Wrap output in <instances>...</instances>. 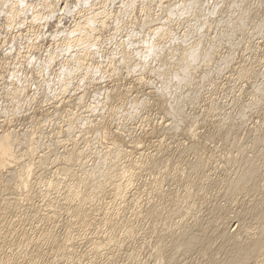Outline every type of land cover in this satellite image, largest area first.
<instances>
[{"label":"rangeland","instance_id":"obj_1","mask_svg":"<svg viewBox=\"0 0 264 264\" xmlns=\"http://www.w3.org/2000/svg\"><path fill=\"white\" fill-rule=\"evenodd\" d=\"M32 1L33 2L31 4H29V5L25 4V6L21 7L24 10L20 12V14L22 13L21 15H18V17H16L17 21L14 22L15 24L14 23L10 24L11 25L10 27L8 25L1 27L2 30L4 29L3 31L0 28V45L3 43L1 45L3 47L0 46L1 47L0 48V79H2V80H0V88H1L0 89V114L2 115V116L0 115V135L9 134V132L10 133L11 132L18 133V135L21 134L19 136H22V137L26 136L25 138H27V140H29V142H31V143H29L28 141H26V142H24L26 144H22V146L18 144L19 146L17 145V149H15L16 148L15 147L14 148L15 151L13 150L15 156H18V157H16V159L13 158V161L11 163H8L9 164V165H7L8 167L6 166L4 168L5 170L3 169V170H1V172L3 174H5V173L7 174L10 171L9 167H11V170L18 168L19 163L25 162L26 159H27L26 161H30L31 158L33 157L35 160L32 159L30 164H33V163L38 164L39 167L37 165H36L37 166L36 167L34 164H33L34 166L31 165V168L33 167L32 170L34 173L31 176L33 178H35V179H33L32 177H30V179H29L31 181V182L29 181L31 187L33 185V188H34L35 185L37 184L36 187L38 190V187L40 186L39 179L42 178V180H44V179L48 180V178H49L48 176H50V177L56 176L58 179H60L62 176L61 181L65 177V179L63 180V181H65L64 183H66V181L67 182L69 181L66 184H69V183L74 184L77 182V184H79L81 186V189L86 190V188H88V187H85L86 185H84L85 180H82V183H81V182H79V181H81L80 178L84 177L86 173H87L86 176H88L90 173L93 174L92 172L96 170L95 167L96 168L100 167V171H101V169L104 166V168L102 169L103 171H101V173L104 172V170L105 171H109L110 169L115 170L117 167L120 169V168H122V166H124L125 169H127L128 167L132 168V166H133L134 171L137 170L136 172H134L135 177L132 178V180L135 179V180H133L134 182L131 181L133 183L132 186L135 187L136 189L130 188L132 191L136 190L137 192L135 191L133 193L129 189V187H132L130 185L131 183L128 185L127 191L130 192L134 198H137V200L140 199V200H138V202L140 201L139 203L141 204V205L139 204L140 208L135 209V212L129 206H127L126 208H123V206H122V209H121L120 204L118 205V203L120 202L118 200H120V199L115 198L117 195H113L114 193L111 192L112 190L110 189L111 186H112L111 188H113V185H110L109 187L107 186V189L108 188L109 189L105 190V192L107 191L109 193H105V192L103 193V194H105L106 197L107 196L108 197L106 198V200L104 199L105 205L102 204V209H101V210H103L104 208L108 209L107 211H110L111 208L113 209V211L116 209V210L120 211V214H122L124 212L122 214V216L125 215V217H126V214H127L126 219L127 218L129 219V217H130L133 219L132 223L137 224L135 226V227H138V229L135 228V233L136 232L137 233L136 234L134 233L133 236H131L128 239H127V237L124 236V233H121V235H122L121 237L123 238V240H125L122 243V245L124 247L123 246H122L123 248L120 247L119 250L111 249L109 251L110 254H105L104 256L101 255L102 257H100V256H94V254L91 255V253H89L90 248L92 247V244L86 238V236H88V238H89V236L92 235L91 231H93L95 227H91V228H89L91 230L87 229L86 231H82L81 229H77L75 231V233L77 234L76 238L72 240L74 242L73 246L71 247V249L73 248L72 249L73 250V252H72L73 257H72V255L70 256V257L74 258L75 264H81V263L87 264V262L89 264H92V263L93 264H149V263L150 264H159V261H157V258H156V255H157L156 250H154V249L158 248V246H156V245L159 244V243H157L159 241V239L156 237L158 233H165L164 238L173 237V235L176 233L175 234V240L171 243V244H173L172 248L175 247L176 250L173 251V249H170V248L166 249V250L164 249L165 251L163 250L164 252L162 251L160 254L164 256V258L167 262L164 260L162 262V264H168V262L170 264L171 262L169 260L173 261L172 262L173 264H201V263L207 264L210 259L211 260L209 263H211V261H212V263L214 264V262H213L214 258H215V263H216L219 259L222 260V258H224L227 253H230L232 251V249H229V248H231L229 244L232 245V243H229L228 244L229 246H227L226 241H229V242H232L234 240L246 241L250 237H259V238L263 239L264 238V215L260 214L257 216L256 212H258V213L260 211L264 212V0H261V1L260 0H248L249 2L247 0H237L236 2H235V0H207V1L206 0H185V1L184 0H162V1L161 0H158V1L157 0H145V1L143 0V2H141L142 0H137V1L136 0H122V1L121 0H110L111 2L109 0H106V1L105 0L104 1L95 0L97 4L95 3L94 0H91L94 3V9H96V10H94V13H92L93 12L92 10H90V12L86 10V12L84 11V14L86 13V16L89 13L94 14V17H95V16H98L97 12L101 11L100 12L101 17L98 16L95 18L105 19L107 17L108 20H107V18H106V20L108 21V23H107L106 27H104L106 29H102L103 27L96 26V28L99 27L98 28L99 30L95 28V30H93L90 33V35H89V33H86L85 31H83L84 34H83V32L79 31L80 35L82 34L81 35L82 37L87 36L86 38L88 40L85 38L87 40V42H86V40L84 39L87 44L86 43L83 44V42H84V40H83V42H80L81 45H80V43L78 44L79 46L76 45L77 48H76V46H74L75 50L77 49L76 51L74 50V48H72L73 46L70 47L71 49L69 48V46L68 47H65V45L61 46V40H62V37L64 36L63 33L66 32V31L64 32L65 29L64 30L60 29L61 31H59V32L57 31L58 33L56 32V30L52 31L55 29V26H53V24H56V22L58 21L56 19L58 14L56 15L54 13L51 15L52 17L50 18V16L48 15L49 14L48 9H46V10L43 9L44 7L38 2V0H32ZM108 1H109V3H108ZM114 1H116L115 4L111 5L114 3ZM186 1H188V2H186ZM74 2L75 1L72 0V1H70V4H72V6L76 5V2L75 3ZM98 2H100V3H98ZM122 2H124V3L122 4ZM184 2H186V3L184 4ZM190 2L193 3V6ZM206 2H208V3L206 4ZM215 2H217V3L215 4ZM103 3L105 5L107 4L106 7H105V5H103ZM155 3H156V5H155ZM99 4H102V5L99 6ZM128 4L131 5V8ZM132 4H134V5H132ZM145 4H147V5H145ZM177 4L181 5V6H178ZM183 4H184V6H183ZM188 4H191V5H188ZM209 4H210V6H209ZM234 4L236 5V7ZM237 4H239V5H237ZM37 5H39V6H37ZM186 5H188L189 9L187 8ZM195 5H198V6L196 7ZM207 5L209 7H207ZM246 5L250 6V7H247ZM28 6H29V8H28ZM113 6H115V7L117 6L116 7L117 9ZM118 6L120 8L123 7V8H121L122 10H120V8H119L121 13L118 10ZM137 6H138V8L135 9ZM213 6H214L215 10H217L218 12L215 11L214 8H212ZM245 6L247 9H245ZM40 7L42 8V10L44 12V13L43 12L42 13L44 15L46 14V11L47 10L48 11H47V14L45 15V18H42L43 20L39 19L36 21L37 24L41 20H42L41 22L43 23V25H42V23L40 22L37 25V28L38 27H42V28L44 27L46 30H44V28H43L42 31L39 32L40 30L36 29V31L38 30L36 33L38 35H36V34H34L36 31L31 32L29 30V24L28 23L31 21V16L34 15V11L36 12L37 10H41ZM102 7H105L106 10ZM109 7H112V8H109ZM126 7H128L127 11H126ZM175 7L177 9H175ZM221 7H223L224 12H223V10L221 11V9H222ZM113 8L115 9V11ZM228 8H230V9H228ZM249 8H251V9L249 10ZM173 9H175L176 12H179V14L174 13L175 11ZM193 9H195L196 11ZM258 9H260V10H258ZM72 10H73V11H71L72 13L68 12L66 14H63V17H62L63 20L61 21V24L63 26H66V27L69 26L70 24L73 23V21L76 20V18L78 20L82 16L79 13L78 14L80 17L77 16V10H78L77 8H74ZM116 10H118V11H116ZM134 10H136V11H134ZM145 10H146V12H145ZM154 10H156V11H154ZM167 10H168V12H166ZM169 10L173 11V12L170 13ZM186 10H187V12L184 14V11H186ZM239 10L241 12H239ZM245 10H247V11H245ZM75 11H76V14L74 13ZM95 11L97 13L96 15H95ZM243 11L245 14L244 13L242 14ZM248 11H251V12H248ZM102 12L107 13L108 16H106V14L102 13ZM122 12H123V14H122ZM127 12H128V14H125ZM69 13H71V14H69ZM73 13L75 15L74 17L72 16ZM135 13L137 16L134 15ZM215 14H216V16H215ZM47 15L49 16L48 19H47V17H48ZM54 15H56V16L54 17ZM111 15H113V16L109 17ZM124 15H125V19H123ZM154 15H157L158 17L154 16ZM245 15H246V17H245ZM19 16H21V17H19ZM28 16H30V17H28ZM179 16H180V20H179ZM241 16H242V18H241ZM182 17H183V19H182ZM110 18H112V19H110ZM128 18H130V20ZM199 18H201V19H199ZM239 18H241L242 20ZM246 18H247V20H246ZM169 19H170V21H169ZM193 19H195V20H193ZM205 19H206V21H205ZM243 19H245V20H243ZM47 20H49L51 24ZM109 20L111 21V24L109 23L110 22ZM133 20L136 22V24ZM137 20H139V21H137ZM203 20H204V22H203ZM221 20H222V22H221ZM145 21H147L148 23ZM188 21L190 23L193 22V24H190ZM214 21H216V22H214ZM46 22H48V23H46ZM117 22H119V24ZM166 23L168 26L166 25ZM178 23L180 25H178ZM45 24L46 25L50 24V26L46 27ZM114 24H115V26H114ZM116 24H118L117 25L118 27H116ZM134 24H135V27L133 28ZM139 24H140V26H139ZM170 24H171V26H170ZM194 24H196L197 26L196 25L194 26ZM212 24L214 27L210 26ZM128 25H129V27H128ZM136 25H138V26H136ZM207 25H209V26H207ZM19 26L20 27L23 26V27L20 28ZM51 26H53V27H51ZM8 27L10 28V30H8ZM162 27H164V28H162ZM178 27H180V28H178ZM47 28H49V29H47ZM175 28H177L178 31H177V29L175 30ZM213 28H214V30H213ZM223 28H224V30H223ZM23 29H25V30H23ZM137 29H138V31H137ZM170 29H171V31H170ZM194 29H197V31ZM135 30H136V32H135ZM141 30H142V32H141ZM191 30H193V31H191ZM9 31H10V33H8ZM11 31H13V32H11ZM20 31H21V33H20ZM99 31L101 34L99 33ZM148 31L151 33H149ZM164 31H165L166 35L164 34ZM195 31L197 33L199 31L200 32L197 34V33H195ZM17 32H18V34H17ZM52 32H54V33L51 34ZM129 32H130V34H129ZM202 32H204V33L202 34ZM23 33H24V36H23ZM47 33L51 36V38ZM61 33H62V35H61ZM153 33L156 35H154ZM162 33H163V35H162ZM169 33H171V34H169ZM16 34H17V36H16ZM188 34H190V36ZM200 34L203 36H201ZM5 35H7V36H5ZM8 35H10V36H8ZM55 35H56V37H55ZM78 35H74V37L78 36ZM80 35L78 37H80ZM103 35H105V37ZM184 35L187 37H185ZM193 35H194V37H193ZM95 36H96V38L98 36V38L97 39L94 38ZM78 37H75V38H78ZM99 37H101V38H99ZM144 37H145V39L147 38L146 40L149 43L147 41H145ZM204 37H206V38L204 39ZM137 38H139V39H137ZM151 38H155V40L152 39L153 42H150L152 40H148V39H151ZM171 38H174L173 41L175 40L174 41L175 43L172 41ZM3 39H4V41H3ZM56 39H58V40H56ZM93 39H95L96 43L94 42ZM140 39H142L143 41H141ZM36 40L39 42V44L36 42ZM40 40H41V42H40ZM1 41H2V43H1ZM54 41L57 42L58 44L54 43ZM90 41H92V42H90ZM106 41L108 42V44ZM137 41H139V42L141 41V42L139 43ZM170 41H171V44L169 43ZM198 41H199V45H198V43H197V45L199 46L198 48H200L202 55L199 56L198 61L193 64V65L197 64L199 66H197V65L193 66L194 68L192 67L189 70V72H190L189 79H185V80H183V82L181 81L180 83L176 82L177 84L173 83L174 85H168L167 86L166 84H164V83H166L165 82L166 80L163 78H166V76L171 77V76L175 75L176 73H182L181 69H182V66L184 64H182L183 63V61H182L183 55H181V54H184L187 51L189 53V50H188L189 48L187 47L188 44H190L189 45V47H190L191 45H194ZM31 42L32 43L34 42V43L32 44ZM93 42H94V44H93L94 46H92ZM99 42H101V44ZM160 42L165 44V45L164 46L161 45ZM203 42H205V43H203ZM89 43H91V44H89ZM120 43H122V45ZM150 43H151V45H150ZM153 43L158 45L157 49L161 50L163 48V50H161L160 52H158V54H156L154 56L153 55H147L146 56L147 51L144 52L143 50H148L147 49V48H149L148 46L154 45ZM172 43H174V45ZM37 44H38V46H37ZM85 44H86V47L84 46ZM157 45H154L155 48L157 47ZM159 45H161V47ZM166 45L168 46V49H167ZM195 45L193 47H195ZM200 45H201V47H200ZM204 45H206V46H204ZM8 46H9V48H7ZM90 46L95 48V49L91 48ZM170 46H172V49H173V46L175 49H178L179 50L178 54H180L182 52L180 54L182 57L180 58V57H177V55H175V56L172 55L171 52L174 49L169 50ZM179 46H180V48H179ZM203 46H204V48H203ZM62 47H65L66 50L68 49L67 50L68 52H66L65 49H63L64 52L62 50H60V49H62ZM84 47L86 48V52H85ZM89 47H90V50L88 49ZM137 47L139 49H137ZM142 47H143V49H142ZM2 48H4V49H2ZM10 48H11V50H10ZM28 48H29V50H28L29 52H26ZM37 48H38V50H37ZM181 48L186 49L187 51L185 52V50H182ZM17 49H18V51L19 50L21 51L22 55L23 54L24 55L22 56L20 54V51L18 52ZM33 49H35V51ZM55 49L56 50L59 49L60 52L55 51ZM87 49H88V51H87ZM123 49H124V51H123ZM83 50L86 54H84ZM121 50H122V52H121ZM205 50H208V51H205ZM2 51H4V52H2ZM69 51L70 52L72 51V52L70 53ZM89 51H91V52H89ZM142 51H143V53H141V54H144L145 56L140 54V52H142ZM31 52H32V54H31ZM36 52L37 53L39 52V54H37ZM54 52H56V53L58 52V53L54 54ZM65 52L67 54L70 53V55L73 53V56L72 55L66 56ZM81 52H83V53L81 55L82 58H81L80 62H83V63H81V64L79 63V65L80 66L82 65L83 67L85 66L86 68L81 67V69H79V70H77V69L71 70L72 72L70 71V74L71 73L73 74L74 70L76 71L77 74L75 72H74L75 75L71 74L72 79H70V77L68 78L67 74H69V72H67V71H69L71 68L74 67V65L77 64L76 58H75V53L81 54ZM93 52H94V54H93ZM204 52L205 53L207 52V53L205 55H203ZM29 53L31 54V56H29ZM59 53H61V55ZM63 53H65L64 56H63ZM122 53H123V55H122ZM132 53H134L133 55L135 57H133V55H131ZM163 53L166 54V56L163 55ZM18 54H20L21 56ZM87 54H90V55H87ZM169 54L171 55V57L169 56ZM25 55H27V56H25ZM186 55H187V53L185 54V56ZM28 56H29V58H28ZM32 56L35 57L36 60H33L34 58ZM38 56L39 57L41 56L40 57L41 59ZM89 56L92 58H90ZM109 56H110V60H109ZM111 56H113L112 57L113 60H111ZM17 57H19V58H17ZM37 57L39 60L37 59ZM55 57L59 58V59L57 60ZM67 57H69V58H67ZM70 57H72V58L70 59ZM158 57H160V58H158ZM66 58L68 60H66ZM128 58H129V60H128ZM139 58H140V60H139ZM151 58H153V59L151 60ZM172 58H173V60H172ZM26 59L28 62L26 61ZM60 59H62V60H60ZM69 59L71 60V62ZM85 59L87 61L89 60L88 62H91V60H92V62L89 63L90 66L87 65L88 64L87 61H86V63L84 62ZM147 59H149V60H147ZM6 60H9V61H6ZM50 60H52V62ZM54 60H57V62L56 61L53 62ZM135 60L136 61L138 60V61L136 62ZM156 60H158V61H156ZM176 60H178V61H176ZM24 61H26L25 64H24ZM58 61L62 62L60 64L64 63L68 66L66 68V70H65L66 65H64V66L60 65ZM153 61H155V62H153ZM8 62H9V64H8ZM32 62H34V63H32ZM84 63L87 66L84 65ZM98 63H100L99 65L101 67L98 65ZM108 63H109V65H107ZM110 63H114V64H110ZM118 63H120V64H118ZM162 63H163V65H162ZM117 64H118V66H121V67H118ZM179 64H180V66L181 65L182 66L180 67ZM72 65H73V67H72ZM79 65H77V66L80 68ZM97 65L99 67H97ZM94 66H96V67L93 68ZM107 66H108V68H107ZM78 67L75 66V68H78ZM90 67H92V68H90ZM60 68L61 69L64 68L63 69L64 71H62ZM100 68H101V70H100ZM42 69H43V72H41ZM89 69L90 70L93 69V70L90 71ZM110 69H113V73H112V70H111V72L108 71ZM120 69L122 70V72ZM160 69H162V70H160ZM193 69H196V70L194 71ZM57 70H59V72ZM83 70H85V71H83ZM102 70H105V71L103 72ZM86 71L88 72V75H87ZM93 71H95L94 72L95 75L91 76L90 74H92ZM107 71H108V73H110L112 75L108 74ZM165 71H167V72H165ZM60 72H61V74H60ZM63 72H64V74H66V72H67L66 78H65V76H61ZM97 72L98 73L103 72V74H105L104 77L101 78V76H103V74L101 75V73H100V76L97 77V75H96ZM166 73L167 74L170 73V74L167 75ZM14 74H15V77L11 78ZM55 74L57 75L58 80L59 79H61L63 81L68 80L67 81L68 83H69V81H71V80L72 81L70 82V84H68L67 82L63 83V81L60 82V80H59V82H60L59 83L57 81V78L53 79V77L54 78L56 77ZM39 75H42V76H39ZM89 75L92 78L89 77ZM60 76H61V78H60ZM62 77H64L65 79H62ZM85 77H87L89 79H87ZM95 77H96V79H95ZM50 78H51V80H50ZM14 79L16 82L14 81ZM90 79H91V81H94V82H91ZM162 79L165 81L163 82ZM84 80H86L87 82L90 81V84H89V82L87 83ZM140 80H142V81H140ZM97 82H98V84H97ZM66 83H67V85H65ZM91 83H93V84H91ZM153 83H154V86H153ZM63 84L65 87L62 86ZM86 84H88V85H86ZM159 84L160 85L163 84V85H161L163 87H161ZM20 85L22 86L21 88L19 87ZM70 85L71 86L73 85L72 90L71 89L69 90ZM84 85H85V88L83 87ZM16 86H17L18 90L16 89ZM71 86H70V88H71ZM166 86H167V88H166ZM170 86L172 87V90L169 89ZM157 87H159V88H157ZM19 88L21 90H23V92ZM99 88L105 90L107 95L102 96L103 93ZM45 89H47V90H45ZM163 89H164V92L160 91ZM94 90L96 92H94ZM97 90H98V93H97ZM111 90H113V91H111ZM1 91L4 93H2ZM18 91H19V93H17ZM61 91H62V93H61ZM69 91H70V93H69ZM71 92H73V94ZM21 93H22V97H21ZM76 93H77V95H75ZM165 94H167V95H165ZM82 95H83V97H82ZM96 95H98V96H96ZM183 95H184V97H183ZM197 95H198V97H197ZM57 96H58V98H57ZM75 96L78 98H76ZM180 96L184 99H182ZM16 98H17V100H16ZM18 99L20 101H18ZM179 99L182 100L181 109L184 111L183 112L181 110L182 114L186 115V116L184 118V123L181 122L184 125L181 124V126H178L179 128L177 127L178 128L177 129L174 125L175 123L170 122L173 119H172V117L169 116V114H167V110L170 108L169 107L170 105L175 104V101L179 102ZM73 100H75V101H73ZM80 100H82V102ZM172 101H173V103H171ZM187 101H189V102H187ZM9 102H11V103H9ZM76 102H78V103H76ZM137 102L140 104H138ZM21 103H22V105H21ZM57 103H58V105H57ZM97 103L99 106L97 105ZM132 103H134V105ZM129 104H132L133 106H131ZM74 105L75 106L78 105L77 106L78 108L75 107ZM103 105H104V107H103ZM67 107H69L70 109H68ZM101 107H103V108H101ZM1 108H2V110H1ZM6 108H8V109H6ZM56 108H58V109L60 108L61 110L63 109L62 111H64V109H65L68 112H70V111H71V113H72V111H74V112L72 115V114L68 113L67 111H64V113L66 112V114H65L66 116H65L61 111L60 113H57L54 115V113L57 112L56 110H58ZM76 108L78 111L80 109H82L83 112L81 110L79 112H77ZM129 108H131V109H129ZM9 109H10V111H9ZM54 109H55V111H54ZM96 109H98V110H96ZM127 109H128V111H127ZM5 110H8L9 113H7V111H5ZM99 110L100 111L102 110L101 111L102 113L99 112ZM51 112H52V114H50ZM80 112L83 116L80 114ZM88 113H89V115H88ZM126 113H128V114H126ZM3 114H5V115H3ZM62 114H63V116H62ZM74 114L76 115V118L73 120V118L75 117ZM57 115H59V116H57ZM69 115H70V117H68ZM55 116H56V118H55ZM79 116H82V117H79ZM64 117L66 119L67 118L68 119L66 120ZM190 117H192V118H190ZM77 118L79 120H77ZM170 118H171V120H170ZM75 120H77L79 123L78 122L76 123ZM73 121H75V122H73ZM81 122L83 123V126H81L82 125ZM164 122H167V123H164ZM50 123H52V124H50ZM70 123L72 124L71 125L72 127L70 126ZM73 123L74 124L76 123V124L74 125ZM171 123H174L173 127L176 129L172 128ZM190 123H191V125H190ZM58 126H59V128H58ZM65 127L66 128L68 127V128L66 129ZM69 127H71V128L69 129ZM73 127H76V128L73 129ZM39 128H41V129L39 130ZM42 128H44V129H42ZM65 129L68 132H72L73 134L71 133V135H69V133H66L67 131ZM83 129L86 131H84ZM38 130L41 132H39ZM165 130H168V131H165ZM13 133H11V134H13ZM25 133H26V135H25ZM28 133H29V135H28ZM33 133H34V135H33ZM39 134L42 137L40 136L39 139H37ZM49 136H50V138H49ZM30 137L32 140L30 139ZM77 138L79 141L77 140ZM81 138H83V139H81ZM38 141H39V143H38ZM79 142H80V144H78ZM36 143L38 145L37 147H35ZM75 143L77 145H75ZM60 144H62V145H60ZM72 145L74 148L77 147L79 149H84L83 152H84L85 161L83 160V162L81 163L82 160L81 161L79 160L77 163V161H75V162L71 161L70 162L68 160L71 164L70 165L67 164L66 165L67 167H66L65 166L66 160L64 159V154L68 151L69 147H70V149H72ZM90 145H91V147H90ZM29 146L32 149L35 148V150L34 149L29 150V149H31ZM94 146H96V147H94ZM39 147H40V149L38 150ZM23 150L24 151L27 150V152L32 151V153L34 151V153L35 152L36 153L31 155V157H30L28 155L29 152L28 153L23 152ZM49 150H51V151H49ZM119 150L121 152H119ZM17 152H19V153L17 154ZM51 152H52V154H51ZM20 153H22V156L20 155ZM118 153H121L122 156L120 155V157H122V158L119 159V157L116 156ZM125 153H127V154H125ZM26 154H27V158L23 159V157L26 156ZM95 154L97 157L95 156ZM19 155L22 157V159H23L22 161L20 160L21 157ZM39 155L42 156L43 158L40 157ZM56 155H58L57 157L62 159V160L60 161V159H56V161H55L53 158H56L55 157ZM89 155L91 157H89ZM98 155H99V157H98ZM198 155L200 158L198 157ZM61 156H63V157L61 158ZM156 156L158 157L157 159H159V157L162 156V157H160V160L158 162L159 164L157 163L154 166L152 164L150 165V163L154 159H156L155 158ZM38 158H40V159L42 158L41 160L43 162L45 160L46 163L45 164L42 163L40 161V159H38ZM47 158H48V160H47ZM136 158H137V160H136ZM151 158L152 159L154 158V159L152 160ZM163 159L165 162H163ZM98 160L100 163L98 162ZM34 161H38V162H34ZM39 161L44 165L40 164ZM128 161L130 162V165L127 164V163H129ZM133 161L136 163H134ZM72 162H73V165H72ZM97 162H98V165H97ZM108 162H109V164H108ZM197 162L198 163L201 162L200 163L201 166L199 167L200 169L197 168L198 170H196V168H195V167H197V164H198ZM133 163H134V165H133ZM137 163H138V165H137ZM162 163H164V164H162ZM82 164L85 165V167H83ZM193 164H195V166H192ZM62 165H63V168L65 169L64 170L65 172L67 170L71 171V172L67 171L68 174H66L67 172L66 173L63 172V168H61ZM40 166H41V168H42V166H44L45 168H42V170H41ZM52 166H53V168H52ZM155 166H157V167H155ZM249 166H252L258 173V175H256V177H255L257 179V181L255 183L254 182L251 183L248 181H246L244 183V180L242 179L244 174L248 172L246 170ZM46 167L48 168V171L46 170L47 169ZM65 167L68 169H66ZM138 167H139V169H138ZM148 167L149 168L152 167V168L149 169ZM159 167H160V169H159ZM166 167H167V169H166ZM69 168H71L72 170ZM98 168H97V170H98ZM140 168H141V170H140ZM61 169H62V171H61ZM162 169L163 170L166 169V171H165L166 173ZM45 170H46V172L44 173ZM52 170H54V171L52 172ZM37 172H39V173H37ZM40 172H42V173L40 174ZM51 172L53 175H51ZM82 172H83V174L84 173L85 174L83 175ZM56 173H60L61 175L56 174ZM77 173L79 174V176L77 175ZM157 173H158V175H157ZM37 174H39V175L36 178L35 175H37ZM91 174H90L91 177L90 176H88V177L92 178ZM63 175H64V177H63ZM71 175H72V178H71ZM102 175H104V174H102ZM153 175L155 177H153ZM159 175H160V177H159ZM161 175H162V177H161ZM156 177H158V178L156 179ZM2 178L0 177V179H1L0 180L1 181L0 182V190H1L0 191V197H1L0 205L2 206V207L0 206V216H1L0 221H2V222L4 221V225H2L3 224L2 222H0V226L1 225L4 226V228L2 229L4 231H7V230L12 231L11 233L9 232L7 234L8 235L7 238L4 239V241L7 240L5 243L6 245H4V249H6L5 251H7V252L10 251V248L8 249V246H11V245L13 247L18 246L17 244L14 245L13 243H17L16 239L18 241V238H16V237L18 234L23 232V230L24 231L28 230L30 233L32 232L31 234H33V235L36 234V236L41 235L43 232L44 233L45 232H47V233L55 232L61 238H63V236H64L63 233L65 232V230H64L65 228L61 224H62V222L64 223L68 219V218L66 219V217H69V215H67V214H70V213L69 212L67 213V211H70V209H69L68 205L66 204L65 200L62 199V196L60 197V201L62 202L64 200V202H62V204H61V202L59 201V203L62 206L57 203L55 205L56 207L55 206L51 207L52 210L49 207H48L49 209L47 208L48 210H46L47 206L41 204V203H43V201H42L41 197H39V196L33 197L32 201H28V202H27V200L21 201V199H20L19 200L20 206L11 204V205H9V208H7L5 204H8L7 202H9L8 200H10V199L7 200V198L15 197L14 189H12V188H14L15 181H12L11 183L8 181L5 182L8 184L10 183V185L12 187V188L10 187L11 190H7V189H4L6 187L3 186L5 184H4V182H2ZM102 178H106V177L103 176ZM146 178H147V181H146ZM137 179H139V180H137ZM154 179H155V181H157L156 182L157 184L155 183ZM158 179L162 180L163 183L161 181L159 182ZM139 182H141V183H139ZM149 182H151V183L149 184ZM34 183H36V184L34 185ZM158 184L161 186H159ZM149 185L152 187H150ZM1 187H2V189H1ZM36 187L34 188L35 190H36ZM44 188L45 187H43V189ZM161 188H162V190H160ZM155 189H158V190L155 191ZM12 190H13V193L10 192ZM109 190H111V191H109ZM159 190H160V192H159ZM128 192H127V196L131 197L130 196L131 194L128 195L129 194ZM135 193L137 194V196ZM138 193H139V196H138ZM110 194H112V195H110ZM141 195H142V197H140ZM110 196H112V197H110ZM118 197H119V195H118ZM109 198H110L111 203L109 201ZM141 198L143 199V201H141ZM36 199H38V200H36ZM112 201H114V202H112ZM116 201L118 203H116ZM39 203H40V207H37L39 205ZM107 203H108V205H107ZM112 203H114V204H112ZM121 204H123V203H121ZM116 205L119 207H117ZM148 205L150 206V210L148 208ZM65 206L67 207V209ZM108 206H110L109 207L110 209L108 208ZM62 207H63V210H62ZM38 208L39 209L41 208V209L39 210ZM130 208L132 210L131 213H133L134 216H133V214L130 213ZM56 209L58 210V212H56L57 211ZM120 209L121 210L124 209V211L121 212ZM125 209L126 210L128 209L127 212ZM1 210H2V213H1ZM49 210H50V212H54V213H50ZM101 210L95 211L94 215L99 213ZM36 211H38V213ZM40 211H41V213H44V215L46 213L51 214V216H50L51 218L49 219L47 217L45 220L41 219L40 215H42V214H39ZM13 216H15V217L12 218ZM22 217H24V219H26L27 221L25 220V222L23 224L18 223V221ZM53 217L55 218V220H58V218H59L60 219L59 221L61 224L59 225V221L57 223V221L53 220ZM96 217L97 216H95V218ZM137 217H139L141 219H139ZM4 219L7 221H5ZM12 219H15V225L16 226H13V225L8 226L9 225L8 223H11ZM47 219H49V220H47ZM9 220H11V222ZM52 220H53V222L54 221L55 222L54 223L51 222ZM127 222H126V225L128 224ZM194 222H195V224H194ZM199 223L201 224V226H199L200 225ZM19 224H20V226L22 225L23 227L22 226L20 227ZM139 225H140V227H139ZM188 225L192 226L191 228H193L194 225L195 226L198 225L199 229L197 227H194L196 230L192 229L188 234L186 233L184 235V233H182V231L184 229H186L188 227ZM6 227H8V228L6 229ZM11 227H13V229ZM51 227H53V228H51ZM16 228H18V229H16ZM21 228H23V229H21ZM231 228H232V230H231ZM16 230L18 233L16 232ZM50 230H52V231H50ZM155 230L158 231V233ZM223 230H225V232H227L226 235H222ZM153 231H154V234H152ZM161 231H164V232H161ZM231 231H232V233H231ZM13 232L16 234H14ZM192 232H193V234L194 233L201 234L202 238L204 237L203 238L204 242L202 241L203 244L197 245V247H199V249H197L196 245L194 246L195 243L189 242L191 240L190 234ZM80 234L81 235L83 234V237ZM79 235L82 238L78 237ZM11 239H13V240H11ZM84 240H85V242H84ZM155 241L157 244H155ZM75 242L77 245L75 244ZM223 242L226 243L225 244L226 248L224 247ZM188 244H189V247L187 248ZM48 245L47 244L45 245V246H47L46 251L48 253L45 252V254H43V253L39 254V256H40V257H38V258H40L39 264H48L49 261H51L50 259H52V256H51L52 253L59 252V251H55V250H58V248L56 246H54V245L52 246L50 244H48ZM217 245H220V246L218 247ZM55 247H56V249H55ZM220 247L221 248L224 247L222 249L223 251L220 250L221 249ZM216 249H219V250H216ZM227 249H229V251H227ZM113 250L115 251L116 254H114ZM225 250L227 251L226 253H225ZM53 251H55V252H53ZM60 252H61V254L62 253L64 254V252L67 253V251H65V250L64 251L60 250ZM233 252L234 251H232L231 253H233ZM110 255H112V256H110ZM114 255H116V256L113 258V261H112V258H110V257H113ZM108 256H110V257H108ZM208 256H211V258H208ZM58 257H61V256L59 255V256H57V258ZM92 257H93V259H92ZM212 257H214V258L212 259ZM216 258H217V261H216ZM96 259H98V261ZM182 260H184V263ZM194 261H195V263H194ZM248 264H252V263L250 262Z\"/></svg>","mask_w":264,"mask_h":264},{"label":"bare ground","instance_id":"obj_2","mask_svg":"<svg viewBox=\"0 0 264 264\" xmlns=\"http://www.w3.org/2000/svg\"><path fill=\"white\" fill-rule=\"evenodd\" d=\"M70 1H72V0H38V2L44 7L43 9H48L47 11L49 12V16H50V18L52 17L51 15L52 14H58V18L56 17V19L58 20L57 22H56V24H53V26H55V29L54 30H52V31H55L56 30V32L58 31H61L60 29H62V30H64V32L65 33H63V37H62V40H61V46H64L65 45V47H68L69 46V48L71 47V46H73L72 48H74V46H76V45H78L80 42H83V40L87 37V36H81L80 35V33H79V31L80 32H83V31H85L86 33H89V35H90V33L93 31V30H95V28H96V26H100V27H103L102 29H106V28H104V27H106V25H107V23H108V18H107V20H106V18L105 19H102V18H95V17H101L100 16V12H97L98 13V16H95L94 17V14H88L87 16H86V13L84 14V11L86 12V10L87 11H89L90 12V10H92L93 12L92 13H94V10H96V9H94V3L91 1V0H74L75 2H76V5H73L72 6V4H70ZM93 3H91V2ZM95 1V0H94ZM101 1H104V0H101ZM106 1V0H105ZM110 1V0H109ZM109 1H108V3H109ZM122 1V0H121ZM137 1V0H136ZM145 1V0H144ZM158 1V0H157ZM162 1V0H161ZM160 1V2H161ZM185 1V0H184ZM207 1V0H206ZM237 0H235V2H236ZM248 1V0H247ZM261 1V0H260ZM33 1L32 0H0V28L1 27H4L5 25L7 26H11L10 24H13L14 22H16L17 20V18L16 17H18V15H21L20 14V12L21 11H23L24 9L23 8H21V7H23V6H25V4H27V5H29V4H31ZM74 2V3H75ZM111 2V1H110ZM115 2L116 1H114V3L113 4H111V5H114L115 4ZM133 2V1H132ZM131 2V3H132ZM141 2H143V0L141 1ZM186 2H188V1H186ZM186 2H184V4L186 3ZM192 2V1H191ZM190 2V3H191ZM194 2V1H193ZM199 2V1H198ZM197 2V3H198ZM202 2V1H201ZM221 2V1H220ZM245 2V1H244ZM249 2V1H248ZM38 3V4H39ZM90 3V4H89ZM95 3H96V1H95ZM98 3H100V2H98ZM107 3V2H106ZM124 2H122V4H123ZM165 3V2H164ZM181 3V2H180ZM204 3V2H203ZM202 3V4H203ZM208 2H206V4H207ZM217 2H215V4H216ZM222 3V2H221ZM252 3V2H251ZM97 4V3H96ZM109 4V5H110ZM135 4V3H134ZM134 4H132V5H134ZM143 4V3H142ZM182 4V3H181ZM184 4H183V6H184ZM192 4V6H193V3H191ZM191 4H188V5H191ZM195 4V3H194ZM200 4V3H199ZM205 4V3H204ZM219 4V3H218ZM240 4V3H239ZM239 4H237V5H239ZM247 4V3H246ZM100 5H102V4H99V6ZM103 5H105L104 3H103ZM107 5V4H106ZM106 5H105V7H106ZM110 5V6H111ZM129 5V4H128ZM145 5H147V4H145ZM155 5H156V3H155ZM160 5V4H159ZM162 5V4H161ZM175 5V4H174ZM178 5V4H177ZM188 5H186L187 6V8H188ZM221 5V4H220ZM219 5V6H220ZM233 5V4H232ZM235 5V4H234ZM243 5V4H242ZM260 5V4H259ZM37 6H39V5H37ZM97 6V5H96ZM123 6V5H122ZM130 6V8H131V5H129ZM178 6H181V5H178ZM196 7L198 6V5H195ZM203 6V5H202ZM209 6H210V4H209ZM208 5H207V7H209ZM218 6V7H219ZM241 6V5H240ZM247 6V5H246ZM246 6H245V9H247L246 8ZM253 6V5H252ZM98 7V6H97ZM105 7H102V8H104L105 9ZM113 7H115V6H113ZM117 7V6H116ZM115 7V8H116ZM158 7V6H157ZM172 7V6H171ZM177 7V6H176ZM175 7V9H177ZM228 7V6H227ZM235 7H236V5H235ZM234 7V8H235ZM247 7H250V6H247ZM258 7V6H257ZM28 8H29V6H28ZM41 8V7H40ZM74 8H77L78 10H77V16H79V14L80 15H82L78 20H77V18H76V20L75 21H73V23L72 24H70L69 26H63L62 24H61V21L63 20L62 19V17H63V14H66V13H68V12H71V11H73L72 9H74ZM101 8V9H102ZM109 8H112V7H109ZM119 6H118V10H119ZM121 8H123V7H121ZM120 8V10H122ZM127 8L128 7H126V11H127ZM138 8V6L135 8V9H137ZM156 8V7H155ZM159 8V7H158ZM170 8V7H169ZM168 8V9H169ZM195 8V7H194ZM206 8V7H205ZM204 8V9H205ZM212 8H214V6L212 7ZM222 9H221V11L223 10V7H221ZM239 8V7H238ZM252 8V7H251ZM251 8H249V10L251 9ZM114 9V8H113ZM117 9V8H116ZM134 9V8H133ZM141 9V8H140ZM152 9V8H151ZM167 9V8H166ZM171 9V8H170ZM175 9H173L174 11H175ZM181 9V8H180ZM189 9V8H188ZM187 9V10H188ZM196 9V8H195ZM195 9H193V10H195ZM200 9V8H199ZM211 9V8H210ZM220 9V8H219ZM228 9H230V8H228ZM237 9V8H236ZM244 9V8H243ZM255 9V8H254ZM106 10V9H105ZM118 10H116V11H118ZM120 10H119V12H120ZM131 10V9H130ZM182 10V9H181ZM184 10V9H183ZM187 10L186 11H184V14L187 12ZM203 10V9H202ZM206 10V9H205ZM214 10H215V8H214ZM233 10V9H232ZM256 10V9H255ZM258 10H260V9H258ZM47 11H46V14H47ZM112 11V10H111ZM114 11H115V9H114ZM134 11H136V10H134ZM142 11V10H141ZM154 11H156V10H154ZM160 11V10H159ZM178 11V10H177ZM196 11V10H195ZM204 11V10H203ZM209 11V10H208ZM215 11H217V10H215ZM245 11H247V10H245ZM257 11V10H256ZM255 11V12H256ZM26 12V11H25ZM43 12V10H42V8H41V10H37L36 12L34 11V15H32L31 16V21L28 23L29 24V30L31 31V32H35L36 31V29H38V30H40L39 32H41L42 31V29L44 28H42V27H38L37 28V25L43 20L42 18H45V15L42 13ZM108 12V11H107ZM129 12V11H128ZM128 12L127 13H125V14H128ZM143 12V11H142ZM145 12H146V10H145ZM166 12H168V10L166 11ZM165 12V13H166ZM169 12L171 13V12H173V11H170L169 10ZM183 12V11H182ZM191 12V11H190ZM193 12V11H192ZM218 12V11H217ZM223 12H224V10H223ZM222 12V13H223ZM237 12V11H236ZM239 12H241L240 10H239ZM238 12V13H239ZM248 12H251V11H248ZM72 13V12H71ZM71 13H69V14H71ZM75 14H76V11L74 12ZM74 13H73V17L75 16L74 15ZM79 13V14H78ZM88 13V12H87ZM96 13V11H95V15L97 14ZM102 13H105V12H102ZM121 13V12H120ZM119 13V14H120ZM169 13V14H170ZM174 13H178L179 14V12H174ZM202 13V12H201ZM227 13V12H226ZM244 13V11L242 12V14ZM68 14V15H69ZM106 14V16H108V14L107 13H105ZM115 14V13H114ZM118 14V15H119ZM122 14H123V12H122ZM181 14V13H180ZM217 14V13H216ZM216 14H215V16H216ZM245 14V13H244ZM247 14V13H246ZM259 14V13H258ZM47 15V16H48ZM56 15H54V17L56 16ZM93 15V16H92ZM102 15V14H101ZM121 15V14H120ZM133 15V14H132ZM134 15H136V13L134 14ZM182 15V14H181ZM223 15V14H222ZM225 15V14H224ZM229 15V14H228ZM236 15V14H235ZM252 15V14H251ZM250 15V16H251ZM26 16V15H25ZM46 16V17H47ZM49 16L47 17V19L49 18ZM65 16V15H64ZM90 16V17H89ZM103 16V15H102ZM105 16V15H104ZM113 15H111V16H109V17H112ZM116 16V15H115ZM137 16V15H136ZM154 16H157V15H154ZM153 16V17H154ZM169 16V15H168ZM167 16V17H168ZM186 16V15H185ZM189 16V15H188ZM187 16V17H188ZM210 16V15H209ZM237 16V15H236ZM249 16V15H248ZM257 16V15H256ZM19 17H21V16H19ZM28 17H30V16H28ZM53 17V18H54ZM117 17V16H116ZM115 17V18H116ZM158 17V16H157ZM173 17V16H172ZM190 17V16H189ZM188 17V18H189ZM193 17V16H192ZM196 17V16H195ZM204 17V16H203ZM221 17V16H220ZM230 17V16H229ZM228 17V18H229ZM245 17H246V15H245ZM252 17V16H251ZM52 18V19H53ZM114 18V17H113ZM138 18V17H137ZM142 18V17H141ZM174 18V17H173ZM194 18V17H193ZM197 18V17H196ZM213 18V17H212ZM215 18V17H214ZM219 18V17H218ZM235 18V17H234ZM241 18H242V16H241ZM241 18H239V19H241ZM24 19V18H23ZM39 19H42L41 21H39L38 22V24L36 23V21L37 20H39ZM110 19H112V18H110ZM123 19H125V15L123 16ZM129 20H130V18H128ZM148 19V18H147ZM151 19V18H150ZM182 19H183V17H182ZM192 19V18H191ZM198 19V18H197ZM199 19H201V18H199ZM231 19V18H230ZM238 19V18H237ZM19 20V19H18ZM22 20V19H21ZM51 20V19H50ZM128 20V21H129ZM132 20V19H131ZM140 20V19H139ZM139 20H137V21H139ZM153 20V19H152ZM179 20H180V16H179ZM193 20H195V19H193ZM192 20V21H193ZM228 20V19H227ZM242 20V19H241ZM243 20H245V19H243ZM246 20H247V18H246ZM249 20V19H248ZM45 21V20H44ZM47 21H49V20H47ZM110 21V20H109ZM118 21V20H117ZM134 21V20H133ZM132 21V22H133ZM143 21V20H142ZM167 21V20H166ZM165 21V22H166ZM169 21H170V19H169ZM191 21V20H190ZM197 21V20H196ZM202 21V20H201ZM205 21H206V19H205ZM211 21V20H210ZM235 21V20H234ZM114 22V21H113ZM116 22V21H115ZM127 22V21H126ZM135 22V21H134ZM145 22H147V21H145ZM157 22V21H156ZM160 22V21H159ZM172 22V21H171ZM180 22V21H179ZM189 22V21H188ZM203 22H204V20H203ZM212 22V21H211ZM214 22H216V21H214ZM219 22V21H218ZM221 22H222V20H221ZM224 22V21H223ZM42 23V22H41ZM45 23V22H44ZM46 23H48V22H46ZM49 23H50V21H49ZM110 24H111V21L109 22ZM118 24H119V22H117ZM124 23V22H123ZM142 23V22H141ZM148 23V22H147ZM190 23V22H189ZM226 23V22H225ZM231 23V22H230ZM236 23V22H235ZM15 24V23H14ZM51 24V23H50ZM50 24H48V25H46V27H48V26H50ZM118 24H116V27H118L117 25ZM125 24V23H124ZM135 24H136V22H135ZM135 24H134V26H133V28L135 27ZM155 24V23H154ZM157 24V23H156ZM164 24V23H163ZM184 24V23H183ZM190 24H193V22L192 23H190ZM189 24V25H190ZM199 24V23H198ZM202 24V23H201ZM42 25H43V23H42ZM41 25V26H42ZM67 25V24H66ZM142 25V24H141ZM166 25H167V23H166ZM178 25H180L179 23H178ZM196 24H194V26H195ZM203 25V24H202ZM218 25V24H217ZM216 25V26H217ZM224 25V24H223ZM14 26V25H13ZM18 26V25H17ZM40 26V25H39ZM53 26H51V27H53ZM114 26H115V24H114ZM131 26V25H130ZM136 26H138V25H136ZM139 26H140V24H139ZM152 26V25H151ZM168 26V25H167ZM170 26H171V24H170ZM197 26V25H196ZM207 26H209V25H207ZM210 26H213V24L212 25H210ZM219 26V25H218ZM8 27V30H10V28ZM20 27V26H19ZM23 26H21L20 28H22ZM124 27V26H123ZM128 27H129V25H128ZM132 27V26H131ZM149 27V26H148ZM161 27V26H160ZM214 27V26H213ZM223 27V26H222ZM237 27V26H236ZM7 28V27H6ZM99 28V27H98ZM98 28H96V29H98ZM111 28V27H110ZM126 28V27H125ZM139 28V27H138ZM143 28V27H142ZM141 28V29H142ZM162 28H164V27H162ZM172 28V27H171ZM178 28H180V27H178ZM197 28V27H196ZM205 28V27H204ZM210 28V27H209ZM216 28V27H215ZM218 28V27H217ZM47 29H49V28H47ZM113 29V28H112ZM111 29V30H112ZM140 29V28H139ZM161 29V28H160ZM167 29V28H166ZM177 28H175V30H176ZM193 29V28H192ZM200 29V28H199ZM211 29V28H210ZM222 29V28H221ZM1 30H2V28H1ZM4 30V29H3ZM2 30V31H3ZM22 30V29H21ZM23 30H25V29H23ZM37 30V31H38ZM44 30H46L45 28H44ZM99 30V29H98ZM126 30V29H125ZM149 30V29H148ZM157 30V29H156ZM165 30V29H164ZM169 30V29H168ZM180 30V29H179ZM187 30V29H186ZM194 30H196L197 31V29H194ZM213 30H214V28H213ZM223 30H224V28H223ZM37 31L34 33V34H36L37 33ZM68 31V32H67ZM102 31V30H101ZM121 31V30H120ZM129 31V30H128ZM131 31V30H130ZM137 31H138V29H137ZM140 31V30H139ZM151 31V30H150ZM159 31V30H158ZM170 31H171V29H170ZM177 31H178V29H177ZM176 31V32H177ZM191 31H193V30H191ZM195 31V33H197ZM211 31V30H210ZM11 32H13V31H11ZM23 32V31H22ZM29 32V31H28ZM38 32V33H39ZM57 32V33H58ZM117 32V31H116ZM127 32V31H126ZM135 32H136V30H135ZM141 32H142V30H141ZM149 32V31H148ZM154 32V31H153ZM157 32V31H156ZM160 32V31H159ZM158 32V33H159ZM163 32V31H162ZM168 32V31H167ZM200 32V31H199ZM198 32V33H199ZM8 33H10V31L8 32ZM20 33H21V31H20ZM54 32H52L51 34H53ZM62 33H61V35H62ZM94 33V32H93ZM96 33V32H95ZM99 33H100V31H99ZM103 33V32H102ZM115 33V32H114ZM132 33V32H131ZM149 33H151V32H149ZM161 33V32H160ZM159 33V34H160ZM172 33V32H171ZM171 33H169V34H171ZM178 33V32H177ZM176 33V34H177ZM180 33V32H179ZM184 33V32H183ZM197 33V34H198ZM204 32H202V34H203ZM207 33V32H206ZM5 34V33H4ZM3 34V35H4ZM17 34H18V32H17ZM17 34H16V36H17ZM48 34V33H47ZM80 35V37H78L79 35ZM83 34H84V32H83ZM101 34V33H100ZM129 34H130V32H129ZM134 34V33H133ZM139 34V33H138ZM142 34V33H141ZM145 34V33H144ZM154 34V33H153ZM164 34H165V31H164ZM168 34V35H169ZM175 34V35H176ZM192 34V33H191ZM194 34V33H193ZM196 34V35H197ZM27 35V34H26ZM36 35H38V34H36ZM49 35V34H48ZM59 35V34H58ZM74 35H78V36H75V37H78V38H75L74 37ZM87 35V34H86ZM93 35V34H92ZM107 35V34H106ZM154 35H156V34H154ZM162 35H163V33H162ZM166 35V34H165ZM173 35V34H172ZM171 35V36H172ZM189 36H190V34H188ZM195 35V34H194ZM194 35H193V37H194ZM201 35V34H200ZM199 35V36H200ZM209 35V34H208ZM234 35V34H233ZM5 36H7V35H5ZM4 36V37H5ZM8 36H10V35H8ZM12 36V35H11ZM15 36V35H14ZM23 36H24V33H23ZM35 36V35H34ZM42 36V35H41ZM46 36V35H45ZM50 36V35H49ZM100 36V35H99ZM104 37H105V35H103ZM116 36V35H115ZM118 36V35H117ZM126 36V35H125ZM128 36V35H127ZM135 36V35H134ZM142 36V35H141ZM153 36V35H152ZM151 36V37H152ZM170 36V35H169ZM174 36V35H173ZM172 36V37H173ZM185 36V35H184ZM201 36H203V35H201ZM200 36V37H201ZM13 37V36H12ZM27 37V36H26ZM29 37V36H28ZM55 37H56V35H55ZM89 37V36H88ZM140 37V36H139ZM147 37V36H146ZM157 37V36H156ZM185 37H187V36H185ZM184 37V38H185ZM209 37V36H208ZM3 38V37H2ZM8 38V37H7ZM11 38V37H10ZM22 38V37H21ZM20 38V39H21ZM36 38V37H35ZM50 38H51V36H50ZM93 38V37H92ZM94 38H96V36L94 37ZM97 38H98V36H97ZM96 38V39H97ZM99 38H101V37H99ZM115 38V37H114ZM124 38V37H123ZM122 38V39H123ZM160 38V37H159ZM176 38V37H175ZM179 38V37H178ZM177 38V39H178ZM181 38V37H180ZM189 38V37H188ZM196 38V37H195ZM206 37H204V39H205ZM210 38V37H209ZM27 39V38H26ZM30 39V38H29ZM61 39V38H60ZM87 39V38H86ZM85 39V40H86ZM91 39V38H90ZM111 39V38H110ZM113 39V38H112ZM131 39V38H130ZM137 39H139V38H137ZM143 39V38H142ZM142 39H140L141 41H143L144 39H145V37H144V39L142 40ZM147 39V38H146ZM145 39V41H147ZM152 39H154L155 40V38H151V39H148V40H152ZM157 39V38H156ZM161 39V38H160ZM168 39V38H167ZM166 39V40H167ZM172 39V41H173V39L174 38H171ZM176 39V40H177ZM187 39V38H186ZM190 39V38H189ZM199 39V38H198ZM8 40V39H7ZM35 40V39H34ZM38 40V39H37ZM36 40V42L39 44V42ZM56 40H58V39H56ZM85 40H84V42H83V44L84 43H86L87 42V40H86V42H85ZM94 40V42H95V39H93ZM99 40V39H98ZM170 40V39H169ZM179 40V39H178ZM182 40V39H181ZM184 40V39H183ZM191 40V39H190ZM200 40V39H199ZM207 40V39H206ZM3 41H4V39H3ZM60 41V40H59ZM111 41V40H110ZM130 41V40H129ZM140 41V42H141ZM144 41V42H145ZM161 41V40H160ZM175 41V40H174ZM173 41V42H174ZM180 41V40H179ZM178 41V42H179ZM186 41V40H185ZM197 41V40H196ZM10 42V41H9ZM35 42V41H34ZM33 42V43H34ZM40 42H41V40H40ZM78 42V43H77ZM90 42H92V41H90ZM94 42L92 43V46H94L93 44H94ZM102 42V41H101ZM101 42H99L100 44H101ZM107 42V41H106ZM122 42V41H121ZM124 42V41H123ZM128 42V41H127ZM132 42V41H131ZM130 42V43H131ZM137 42H139V41H137ZM139 42V43H140ZM148 42V41H147ZM150 42H153V40L152 41H150ZM155 42V41H154ZM177 42V41H176ZM191 42V41H190ZM206 42V41H205ZM205 42H203V43H205ZM1 43H2V41H1ZM6 43V42H5ZM15 43V42H14ZM23 43V42H22ZM32 43V42H31ZM32 43V44H33ZM54 43H57V42H55L54 41ZM96 43V42H95ZM133 43V42H132ZM149 43V42H148ZM156 43V42H155ZM155 43H153L154 45H157V44H155ZM159 43V42H158ZM161 43V42H160ZM170 44H171V41L169 42ZM175 43V42H174ZM174 43H172L173 45H174ZM194 43V42H193ZM197 43H198V45H199V41L198 42H196L194 45H195V47H193L194 45H191L190 47H189V45L190 44H188V50H189V53H188V51L186 50V49H182V50H185V52L187 53V55L185 56V54L186 53H184V54H181V55H183V59H182V61H183V63L182 64H184L183 66H182V69H181V71H182V73H174L175 75H173V76H171V77H167L166 76V78H163V79H165V80H163V82L165 81L166 83H164V84H166L167 86L168 85H174L176 82H183V80H185V79H189V76H190V72H189V70L193 67V66H196L197 64H195V65H193L194 63H196L197 61H198V59H199V56H201L202 55V52L200 51V48H198L199 46L197 45ZM207 43V42H206ZM3 44V43H2ZM1 44V45H2ZM27 44V43H26ZM25 44V45H26ZM38 44H37V46H38ZM58 44V43H57ZM87 44V43H86ZM86 44L84 45L85 47H86ZM89 44H91V43H89ZM107 44H108V42H107ZM121 45H122V43H120ZM124 44V43H123ZM180 44V43H179ZM178 44V45H179ZM184 44V43H183ZM187 44V43H186ZM201 44V43H200ZM0 45V46H1ZM22 45V44H21ZM30 45V44H29ZM80 45H81V43H80ZM96 45V44H95ZM99 45V44H98ZM131 45V44H130ZM146 45V44H145ZM144 45V46H145ZM149 45V44H148ZM150 45H151V43H150ZM154 45H152V46H148L149 48H147L146 46V48L148 49V50H143L144 52L145 51H147V53H146V56L147 55H156V54H158V52H160L161 50H163V48L160 50V49H157L158 48V45H157V47L155 48V46ZM161 45H165V44H163V43H161ZM161 45H159L160 47H161ZM169 45V44H168ZM176 45V44H175ZM181 45V44H180ZM207 45V44H206ZM206 45H204V46H206ZM10 46V45H9ZM9 46L7 47V48H9ZM13 46V45H12ZM24 46V45H23ZM33 46V45H32ZM59 46V45H58ZM57 46V47H58ZM79 46V45H78ZM120 46V45H119ZM129 46V45H128ZM142 46V45H141ZM140 46V47H141ZM162 46V47H163ZM167 46V45H166ZM185 46V45H184ZM204 46H203V48H204ZM1 47H3V46H1ZM0 47V48H1ZM19 47V46H18ZM17 47V48H18ZM65 47H62V49H60V50H62L63 52H64V50L63 49H65ZM82 47V46H81ZM84 47V48H85ZM91 47V46H90ZM90 47L88 48L89 50H90ZM124 47V46H123ZM134 47V46H133ZM176 47V46H175ZM200 47H201V45H200ZM14 48V47H13ZM20 48V47H19ZM32 48V47H31ZM59 48V47H58ZM76 48H77V46H76ZM79 48V47H78ZM91 48H93V47H91ZM131 48V47H130ZM135 48V47H134ZM177 48V47H176ZM179 48H180V46H179ZM202 48V49H203ZM207 48V47H206ZM2 49H4V48H2ZM1 49V50H2ZM21 49V48H20ZM36 49V48H35ZM35 49H33L34 51H35ZM57 49V48H56ZM55 49V51H58V52H60L59 51V49L58 50H56ZM71 49V48H70ZM88 49H87V51H88ZM93 49H95V48H93ZM99 49V48H98ZM122 49V48H121ZM137 49H139L138 47H137ZM141 49V48H140ZM142 49H143V47H142ZM167 49H168V46H167ZM170 49H172V46H170V48H169V50ZM174 49V50H173ZM173 51L171 52L172 53V55H177V57H182L180 54H178L179 53V50L178 49H175L174 48V46H173ZM10 50H11V48H10ZM29 50V48L27 49V51L26 52H29L28 51ZM31 50V49H30ZM37 50H38V48H37ZM36 50V51H37ZM66 50V49H65ZM68 50V49H67ZM66 50V52H68ZM74 50H75V48H74ZM77 50V49H76ZM75 50V51H76ZM204 50V49H203ZM202 50V51H203ZM5 51V50H4ZM4 51H2V52H4ZM17 51H18V49H17ZM20 51V50H19ZM18 51V52H19ZM32 51V50H31ZM79 51V50H78ZM92 51V50H91ZM91 51H89V52H91ZM100 51V50H99ZM103 51V50H102ZM119 51V50H118ZM123 51H124V49H123ZM133 51V50H132ZM143 51L142 52H140V54L141 53H143ZM205 51H208V50H205ZM14 52V51H13ZM40 52V51H39ZM39 52L37 53V54H39ZM57 52V53H58ZM65 52V53H66ZM70 52V51H69ZM72 52V51H71ZM70 52V53H71ZM83 52H84V50H83ZM83 52H81V54H77V53H75V58H76V62H77V64L76 65H74V67H73V65H72V67L73 68H69L68 70L69 71H67V72H69V74H67V72H66V74L68 75V78L70 77V79H72L71 78V76L74 74V72L76 73V69L77 70H79V69H81V67H83L82 65L80 66L79 65V63L81 64V63H83V62H80L81 61V55H82V53ZM85 52H86V48H85ZM84 52V54H86ZM116 52V51H115ZM121 52H122V50H121ZM137 52V51H136ZM168 52V51H167ZM170 52V51H169ZM17 53V52H16ZM52 53V52H51ZM56 52H54V54H55ZM56 53V54H57ZM65 53H63V56H64V54ZM70 53L69 54H65L66 56L68 55V56H73V53L70 55ZM88 53V52H87ZM98 53V52H97ZM165 53V52H164ZM163 53V55H165L166 56V54H164ZM207 53V52H206ZM205 52H204V54L203 55H205L206 54ZM12 54V53H11ZM20 54H21V51H20ZM20 54H18V55H20ZM31 54H32V52H31ZM31 54L29 53V56H31ZM60 55H61V53H59ZM77 54V55H76ZM83 54V55H84ZM93 54H94V52H93ZM110 54V53H109ZM119 54V53H118ZM117 54V55H118ZM125 54V53H124ZM134 53H132L131 55H133ZM139 54V55H140ZM9 55V54H8ZM7 55V56H8ZM22 55V54H21ZM20 55V56H21ZM24 55V54H23ZM22 55V56H23ZM36 55V54H35ZM52 55V54H51ZM87 55H90V54H87ZM113 55V54H112ZM122 55H123V53H122ZM138 55V54H137ZM141 55H143V56H145L144 54H141ZM162 55V54H161ZM162 55V56H163ZM180 55V56H179ZM19 56V57H20ZM25 56H27V55H25ZM24 56V57H25ZM29 56H28V58H29ZM34 56V55H33ZM32 56V57H33ZM42 56V55H41ZM40 56V57H41ZM55 56V55H54ZM93 56V55H92ZM169 56L171 57V55L169 54ZM6 57V56H5ZM19 57H17V58H19ZM39 57V56H38ZM38 57H37V59H38ZM39 57V58H40ZM49 57V56H48ZM87 57V56H86ZM90 57V56H89ZM88 57V58H89ZM94 57V56H93ZM112 57L113 56H111V60H113L112 59ZM122 57V56H121ZM133 57H135L134 55H133ZM137 57V56H136ZM11 58V57H10ZM34 59L33 60H36L35 59V57H33ZM51 58V57H50ZM53 58V57H52ZM56 58V57H55ZM65 58V57H64ZM67 58H69V57H67ZM66 58V60H68ZM72 57H70V59H71ZM74 58V57H73ZM87 58V59H88ZM90 58H92V57H90ZM103 58V57H102ZM120 58V57H119ZM118 58V59H119ZM123 58V57H122ZM144 58V57H143ZM155 58V57H154ZM158 58H160V57H158ZM157 58V59H158ZM165 58V57H164ZM176 58V57H175ZM8 59V58H7ZM41 59V58H40ZM57 60L59 59V58H56ZM69 59V60H70ZM115 59V58H114ZM153 58H151V60H152ZM179 59V58H178ZM39 60V59H38ZM57 60H54L53 62H57ZM60 60H62V59H60ZM109 60H110V56H109ZM128 60H129V58H128ZM131 60V59H130ZM134 60V59H133ZM132 60V61H133ZM139 60H140V58H139ZM147 60H149V59H147ZM172 60H173V58H172ZM6 61H9V60H6ZM16 61V60H15ZM18 61V60H17ZM21 61V60H20ZM19 61V62H20ZM26 61H27V59H26ZM26 61H24V64H25V62ZM32 61V60H31ZM51 62H52V60H50ZM86 59H85V63H86ZM89 61V60H88ZM87 61V62H88ZM107 61V60H106ZM105 61V62H106ZM115 61V60H114ZM136 61V60H135ZM138 61V60H137ZM136 61V62H137ZM146 61V60H145ZM156 61H158V60H156ZM166 61V60H165ZM171 61V60H170ZM169 61V62H170ZM176 61H178V60H176ZM22 62V61H21ZM28 62V61H27ZM59 62V61H58ZM68 62V61H67ZM70 62H71V60H70ZM91 62H92V60H91ZM91 62H88V64L87 65H89V63H91ZM113 62V61H112ZM117 62V61H116ZM115 62V63H116ZM122 62V61H121ZM153 62H155V61H153ZM168 62V61H167ZM31 63V62H30ZM32 63H34V62H32ZM44 63V62H43ZM60 63H62V62H59V64ZM66 63V62H65ZM84 63V65H86ZM126 63V62H125ZM149 63V62H148ZM8 64H9V62H8ZM20 64V63H19ZM54 64V63H53ZM100 63H98V65H99ZM110 64H114V63H110ZM118 64H120V63H118ZM118 64H117V66H118ZM133 64V63H132ZM161 64V63H160ZM203 64V63H202ZM60 65H66V64H60ZM77 65H79L80 66V68L77 66ZM86 65V66H87ZM94 65V64H93ZM97 65V67H99ZM107 65H109V63L107 64ZM125 65V64H124ZM128 65V64H127ZM139 65V64H138ZM162 65H163V63H162ZM59 66V65H58ZM75 66L76 67H78V68H75ZM90 66V65H89ZM113 66V65H112ZM123 66V65H122ZM167 66V65H166ZM173 66V65H172ZM179 66H180V64H179ZM180 66V67H181ZM197 66H199V65H197ZM34 67V66H33ZM61 67V66H60ZM68 66L66 65V67H65V70H66V68H67ZM70 67V66H69ZM85 67V66H84ZM83 67V68H84ZM96 66H94L93 68H95ZM101 67V66H100ZM111 67V66H110ZM115 67V66H114ZM118 67H121V66H118ZM202 67V66H201ZM58 68V67H57ZM86 68V67H85ZM89 68V67H88ZM90 68H92V67H90ZM107 68H108V66H107ZM106 68V69H107ZM113 68V67H112ZM138 68V67H137ZM194 68V67H193ZM61 69V68H60ZM64 68H62L61 70L62 71H64L63 70ZM73 69H75L74 70V72H73V74L71 75L70 74V71L71 70H73ZM114 69V68H113ZM113 69H110V70H108L109 72H111V70H112V73H113ZM118 69V68H117ZM148 69V68H147ZM169 69V68H168ZM41 70V69H40ZM39 70V71H40ZM45 70V69H44ZM60 70V71H61ZM86 70V69H85ZM85 70H83V71H85ZM90 70V69H89ZM88 70V71H89ZM93 70V69H92ZM92 70H90V71H92ZM95 70V69H94ZM100 70H101V68H100ZM99 70V71H100ZM121 70V69H120ZM146 70V69H145ZM160 70H162V69H160ZM170 70V69H169ZM194 71L196 70V69H193ZM14 71V70H13ZM17 71V70H16ZM58 72H59V70H57ZM56 71V72H57ZM97 71V70H96ZM98 71V72H99ZM103 72L105 71V70H102ZM108 71H107V73H108ZM151 71V70H150ZM155 71V70H154ZM159 71V70H158ZM168 71V70H167ZM167 71H165V72H167ZM177 71V70H176ZM41 72H43V69H42V71ZM72 72V71H71ZM78 72V71H77ZM87 72V71H86ZM94 72L95 71H93V73L92 74H90L91 76L92 75H95L94 74ZM97 72V73H98ZM103 72L101 73V75L103 74ZM121 72H122V70H121ZM141 72V71H140ZM163 72V71H162ZM96 73V75H97V77L98 76H100V73H98L97 74ZM106 73V72H105ZM130 73V72H129ZM145 73V72H144ZM44 74V73H43ZM42 74V75H43ZM51 74V73H50ZM58 74V73H57ZM60 74H61V72H60ZM64 72L62 73V75L61 76H65V78H66V74H64ZM77 74V73H76ZM108 74H110V73H108ZM107 74V75H108ZM154 74V73H153ZM161 74V73H160ZM164 74V73H163ZM162 74V75H163ZM167 74V73H166ZM170 74V73H169ZM169 74H167V75H169ZM172 74V73H171ZM42 75H39V76H42ZM56 75V74H55ZM70 75V76H69ZM75 75V74H74ZM79 75V74H78ZM85 75V74H84ZM87 75H88V72H87ZM86 75V76H87ZM89 75V77H91ZM104 75L105 74H103V76H101V78H103L104 77ZM110 75H112V74H110ZM134 75V74H133ZM192 75V74H191ZM44 76V75H43ZM59 76V75H58ZM61 76H60V78H61ZM114 76V75H113ZM139 76V75H138ZM158 76V75H157ZM13 77H15V74L11 77V78H13ZM35 77V76H34ZM74 77V76H73ZM88 77V76H87ZM87 77H85V78H87ZM128 77V76H127ZM130 77V76H129ZM165 77V76H164ZM57 78V81L59 82V80H60V82H62L63 80H61V79H59L58 80V77H57V75H56V77L54 78L53 77V79H56ZM64 77H62V79H65ZM92 78V77H91ZM141 78V77H140ZM143 78V77H142ZM157 78V77H156ZM155 78V79H156ZM18 79V78H17ZM87 79H89V78H87ZM95 79H96V77H95ZM100 79V78H99ZM149 79V78H148ZM151 79V78H150ZM0 80H2V79H0ZM12 80V79H11ZM50 80H51V78H50ZM98 80V79H97ZM101 80V79H100ZM143 80V79H142ZM142 80H140V81H142ZM147 80V79H146ZM153 80V79H152ZM151 80V81H152ZM14 81H15V79H14ZM68 81V80H67ZM66 80L65 81H63V83H65V82H67ZM72 81V80H71ZM71 81H69V83L68 84H70V82ZM84 81H86V80H84ZM83 81V82H84ZM90 81H91V79H90ZM90 81H88L89 82V84H90ZM144 81V80H143ZM11 82V81H10ZM16 82V81H15ZM55 82V81H54ZM53 82V83H54ZM59 82V83H60ZM87 82V81H86ZM85 82V83H86ZM87 82V83H88ZM91 82H94V81H91ZM96 82V81H95ZM134 82V81H133ZM157 82V81H156ZM170 82V83H169ZM67 83L65 84V85H67ZM160 83V82H159ZM174 83V84H173ZM13 84V83H12ZM15 84V83H14ZM72 84V83H71ZM91 84H93V83H91ZM97 84H98V82H97ZM177 84V83H176ZM10 85V84H9ZM54 85V84H53ZM57 85V84H56ZM59 85V84H58ZM75 85V84H74ZM86 85H88V84H86ZM139 85V84H138ZM160 85V84H159ZM161 85H163V84H161ZM160 85V86H161ZM62 86H64V84L62 85ZM71 86V85H70ZM70 86H69V90L71 89L72 90V86H71V88H70ZM98 86V85H97ZM100 86V85H99ZM153 86H154V83H153ZM152 86V87H153ZM159 86V87H160ZM167 86H166V88H167ZM20 88L22 87L21 85L19 86ZM65 87V86H64ZM75 87V86H74ZM84 88H85V85L83 86ZM159 87H157V88H159ZM161 87H163V86H161ZM171 87V86H170ZM169 87V89H171L172 90V87L170 88ZM176 87V86H175ZM191 87V86H190ZM189 87V88H190ZM19 88V89H20ZM56 88V87H55ZM59 88V87H58ZM82 88V87H81ZM80 88V89H81ZM83 88V89H84ZM89 88V87H88ZM102 88V87H101ZM106 88V87H105ZM131 88V87H130ZM165 88V87H164ZM177 88V87H176ZM192 88V87H191ZM1 89V88H0ZM16 89H17V86H16ZM15 89V90H16ZM98 89V88H97ZM100 89V88H99ZM5 90V89H4ZM8 90V89H7ZM18 90V89H17ZM21 90V89H20ZM45 90H47V89H45ZM54 90V89H53ZM74 90V89H73ZM86 90V89H85ZM101 91H102V96H105V95H107L106 94V91L105 90H103V89H100ZM99 90V91H100ZM108 90V89H107ZM117 90V89H116ZM167 90V89H166ZM170 90V91H171ZM10 91V90H9ZM22 92H23V90H21ZM40 91V90H39ZM58 91V90H57ZM87 91V90H86ZM111 91H113V90H111ZM110 91V92H111ZM160 91H162V92H164V89L163 90H160ZM177 91V90H176ZM2 92V91H1ZM25 92V91H24ZM77 92V91H76ZM79 92V91H78ZM94 92H96L95 90H94ZM161 92V93H162ZM175 92V91H174ZM2 93H4V92H2ZM17 93H19V91L17 92ZM52 93V92H51ZM54 93V92H53ZM61 93H62V91H61ZM65 93V92H64ZM68 93V92H67ZM66 93V94H67ZM69 93H70V91H69ZM68 93V94H69ZM72 94H73V92H71ZM97 93H98V90H97ZM100 93V92H99ZM124 93V92H123ZM172 93V92H171ZM170 93V94H171ZM196 93V92H195ZM56 94V93H55ZM188 94V93H187ZM2 95V94H1ZM58 95V94H57ZM71 95V94H70ZM75 95H77V93L75 94ZM81 95V94H80ZM109 95V94H108ZM165 95H167V94H165ZM194 95V94H193ZM11 96V95H10ZM9 96V97H10ZM25 96V95H24ZM30 96V95H29ZM50 96V95H49ZM61 96V95H60ZM65 96V95H64ZM74 96V95H73ZM72 96V97H73ZM79 96V95H78ZM96 96H98V95H96ZM14 97V96H13ZM19 97V96H18ZM21 97H22V93H21ZM68 97V96H67ZM76 97V96H75ZM82 97H83V95H82ZM81 97V98H82ZM169 97V96H168ZM175 97V96H174ZM181 97V96H180ZM183 97H184V95H183ZM187 97V96H186ZM189 97V96H188ZM197 97H198V95H197ZM196 97V98H197ZM6 98V97H5ZM57 98H58V96H57ZM71 98V97H70ZM74 98V97H73ZM76 98H78V97H76ZM80 98V97H79ZM178 98V97H177ZM182 98V97H181ZM180 98V99H181ZM10 99V98H9ZM13 99V98H12ZM21 99V98H20ZM75 99V98H74ZM100 99V98H99ZM103 99V98H102ZM106 99V98H105ZM104 99V100H105ZM136 99V98H135ZM168 99V98H167ZM179 99V102H176L175 101V104H173V105H170L169 107V109L167 110V114H169V116L170 117H172V119L173 120H171V118H170V122H174V123H171L172 125V128H174L173 127V124L175 125V127L177 128L178 126H181V124H183L184 123V118H185V116L186 115H183L182 114V109H181V104H182V100H180ZM182 99H184V98H182ZM191 99V98H190ZM16 100H17V98H16ZM23 100V99H22ZM26 100V99H25ZM28 100V99H27ZM137 100V99H136ZM169 100V99H168ZM176 100V99H175ZM10 101V100H9ZM18 101H20L19 99H18ZM62 101V100H61ZM73 101H75V100H73ZM72 101V102H73ZM79 101V100H78ZM81 102H82V100H80ZM103 101V100H102ZM129 101V100H128ZM127 101V102H128ZM178 101V100H177ZM192 101V100H191ZM190 101V102H191ZM27 102V101H26ZM35 102V101H34ZM131 102V101H130ZM184 102V101H183ZM186 102V101H185ZM187 102H189V101H187ZM194 102V101H193ZM9 103H11V102H9ZM23 103V102H22ZM22 103H21V105H22ZM30 103V102H29ZM76 103H78V102H76ZM75 103V104H76ZM136 103V102H135ZM138 103V102H137ZM171 103H173V101L171 102ZM170 103V104H171ZM13 104V103H12ZM102 104V103H101ZM114 104V103H113ZM133 105H134V103H132ZM132 104H129V105H131V106H133ZM138 104H140V103H138ZM7 105V104H6ZM57 105H58V103H57ZM97 105H98V103H97ZM106 105V104H105ZM128 105V104H127ZM184 105V104H183ZM16 106V105H15ZM24 106V105H23ZM75 106V105H74ZM78 106V105H77ZM77 106H75V107H77ZM99 106V105H98ZM138 106V105H137ZM187 106V105H186ZM81 107V106H80ZM103 107H104V105H103ZM103 107H101V108H103ZM68 109H70L69 107H67ZM72 108V107H71ZM78 108V107H77ZM77 108H76V110H77ZM97 108V107H96ZM100 108V109H101ZM142 108V107H141ZM6 109H8V108H6ZM19 109V108H18ZM56 109H58V108H56ZM129 109H131V108H129ZM1 110H2V108H1ZM14 110V109H13ZM12 110V111H13ZM51 110V109H50ZM49 110V111H50ZM63 110V109H62ZM60 108L58 109V110H56L57 112L56 113H54V115L55 114H57V113H60L61 111H62ZM75 110V111H76ZM81 111H82V109H80ZM79 110V111H80ZM87 110V109H86ZM95 110V109H94ZM96 110H98V109H96ZM105 110V109H104ZM182 110V111H181ZM5 111H7V113H9L8 112V110H5ZM9 111H10V109H9ZM17 111V110H16ZM54 111H55V109H54ZM64 111H67V110H65L64 109ZM64 111H62V113L65 115L66 114V112L64 113ZM78 110H77V112H79ZM102 111V110H101ZM100 110H99V112H101ZM127 111H128V109H127ZM139 111V110H138ZM2 112V111H1ZM19 112V111H18ZM68 112V111H67ZM73 112L74 111H72V113H71V111L70 112H68V113H70V114H72L73 115ZM83 112V111H82ZM131 112V111H130ZM129 112V113H130ZM136 112V111H135ZM184 112V111H183ZM3 113V112H2ZM102 113V112H101ZM132 113V112H131ZM140 113V112H139ZM12 114V113H11ZM50 114H52V112L50 113ZM63 114H62V116H63ZM76 114V113H75ZM74 114V118H73V120L76 118V115ZM79 114V113H78ZM80 114H81V112H80ZM84 114V113H83ZM87 114V113H86ZM97 114V113H96ZM99 114V113H98ZM108 114V113H107ZM126 114H128V113H126ZM186 114V113H185ZM1 115V114H0ZM3 115H5V114H3ZM60 115V114H59ZM59 115H57V116H59ZM68 115V114H67ZM82 115V114H81ZM88 115H89V113H88ZM131 115V114H130ZM2 116V115H1ZM11 116V115H10ZM61 116V115H60ZM66 116V115H65ZM83 116V115H82ZM82 116H79V117H82ZM95 116V115H94ZM98 116V115H97ZM184 116V117H183ZM5 117V116H4ZM15 117V116H14ZM68 117H70V115L68 116ZM73 117V116H72ZM78 117V116H77ZM89 117V116H88ZM55 118H56V116H55ZM65 118V117H64ZM190 118H192V117H190ZM66 119V118H65ZM68 119V118H67ZM66 119V120H67ZM92 119V118H91ZM70 120V119H69ZM77 120H79L78 118H77ZM77 120H75L76 121V123L78 122ZM85 120V119H84ZM83 120V121H84ZM87 120V119H86ZM75 121H73V122H75ZM81 121V120H80ZM72 122V121H71ZM87 122V121H86ZM99 122V121H98ZM181 122H183V123H181ZM188 122V121H187ZM58 123V122H57ZM64 123V122H63ZM68 123V122H67ZM75 123V124H76ZM79 123V122H78ZM82 123V122H81ZM164 123H167V122H164ZM163 123V124H164ZM50 124H52V123H50ZM74 124V123H73ZM74 124V125H75ZM100 124V123H99ZM40 125V124H39ZM43 125V124H42ZM72 124L70 123V126H71ZM96 125V124H95ZM101 125V124H100ZM184 125V124H183ZM190 125H191V123H190ZM193 125V124H192ZM69 126V125H68ZM81 126H83V123H82V125ZM163 126V125H162ZM166 126V125H165ZM170 126V125H169ZM39 127V126H38ZM48 127V126H47ZM50 127V126H49ZM72 127V126H71ZM71 127H69V129L71 128ZM164 127V126H163ZM189 127V126H188ZM195 127V126H194ZM33 128V127H32ZM58 128H59V126H58ZM66 128V127H65ZM68 128V127H67ZM66 128V129H67ZM74 128H76V127H73V129ZM169 128V127H168ZM176 128H174V129H176ZM179 128V127H178ZM177 128V129H178ZM41 128H39V130H40ZM42 129H44V128H42ZM64 129V128H63ZM65 129V130H66ZM68 129V130H69ZM79 129V128H78ZM85 129V128H84ZM83 129V130H84ZM170 129V128H169ZM168 129V130H169ZM22 130V129H21ZM37 130V129H36ZM38 130V131H39ZM48 130V129H47ZM115 130V129H114ZM168 130H165V131H168ZM173 130V129H172ZM19 131V130H18ZM49 131V130H48ZM67 131V130H66ZM65 131V132H66ZM70 131V130H69ZM80 131V130H79ZM84 131H86V130H84ZM130 131V130H129ZM16 132V131H15ZM20 132V131H19ZM24 132V131H23ZM39 132H41V131H39ZM38 132V133H39ZM53 132V131H52ZM51 132V133H52ZM74 132V131H73ZM160 132V131H159ZM172 132V131H171ZM11 133H13V132H11ZM10 132H9V134H2V135H0V177L2 178L3 176V178H2V182H4V184L5 185H3V186H5L6 188H4V189H7V190H11V185H10V183L12 182V181H15V183H14V188H12V189H14V195H15V197H9V198H7V200L8 199H10V200H8L9 202H7L8 204H5L6 205V207L7 208H9V205H11V204H13V205H19L20 206V202H19V200L21 199V201L23 200V201H26L27 200V202L28 201H32V198L33 197H41V199H42V201H43V203H41V204H43V205H45V206H47L46 207V210H48L49 208H51V207H54L57 203L58 204H60L59 203V201H60V197L62 196V199H64L65 200V202H66V204L68 205V207H69V209H70V211H67V213L69 212L70 214H67V215H69V217H66V221L63 223L62 222V224L60 223V219L58 218V220H55V218L53 217V220H55V221H57V223H58V221H59V225L61 224L62 226H64V230H65V232L63 233L64 234V236H63V238H61L57 233H55V232H50V231H52V230H50L49 232L50 233H47V232H41L42 234L41 235H37L36 236V234L35 235H33V234H31L28 230L27 231H24L23 230V232H21L20 234H18L17 235V237L16 238H18V241H17V239H16V242L17 243H13L14 245L15 244H17L18 246L17 247H13L12 245L11 246H8V249L10 248V251L9 252H7V251H5L6 249H4V245H6L5 243H6V241H4V239H6L7 238V234L10 232H12L11 230L9 231V230H7V231H4V230H2L3 228H4V226H2V225H4V221L2 222V221H0V222H2L1 224V226H0V264H39V260H40V258H38V257H40L39 256V254H45V252H47L46 250V247L47 246H45L46 244L48 245V244H50V245H54V246H56L57 248H58V250H55V251H59V252H57V253H52V259H50L51 261H49V263L48 264H75V262H74V258H72L73 257V254H72V252H73V248L71 249V247L73 246V239H75L76 238V233H75V231L77 230V229H81L82 231H86L87 229H89V228H91V227H95L94 228V230L93 231H91V233H92V235L91 236H89V238H88V236H86V238L89 240V242H91V244H92V247L90 248V252L89 253H91V255L92 254H94V256H100V257H102L101 255H105V254H110L109 253V251L111 250V249H114V250H119L120 249V247H122L123 245H122V243L125 241V240H123V238L121 237L122 235H121V233H124V236L125 237H127V239L128 238H130L131 236H133V234L135 233V228H137L138 229V227H135L137 224L136 223H132V218H130L129 217V219L127 218L126 219V217H127V214H126V217H125V215L124 216H122V214L124 213H122V214H120V211H118V210H114L113 211V209L111 208H109L110 206H108V208L110 209V211H107L108 209H103V210H101L102 209V204L103 205H105L104 204V199L106 200V198L108 197H106L105 196V194H103L104 192H105V190L107 189V186L109 187L110 185H113V188H111L110 187V189L112 190H109V191H111V192H113L112 194L113 195H117L115 198L117 199H120V200H118V201H120L119 203L116 201V203H118V205L120 204V206H121V209H122V206H123V208H126L127 206H129V207H131L133 210H134V212H135V209H137V208H140V206H139V202H138V200H140V199H138L137 200V198H134L133 197V195L130 193V192H128L127 191V189H128V185L130 184L131 186L133 185V183L132 182H134L133 180H135V179H133L132 180V178L133 177H135L134 176V172H136V171H134V169H133V166H132V168H127V169H125L124 168V166H122V168H116L115 170H112V169H110L109 171H105L104 170V172H102L101 173V171H103L102 169L104 168V166H103V168L101 169V171H100V167L98 168V170H97V168L95 167V171H93L92 173L93 174H91L92 175V178H90L91 176H90V174L88 175V176H90V177H88V176H86V174H85V176L84 177H82V178H80V180L81 181H79V182H81L82 183V180H85V183H84V185H86L85 187H88V188H86V190L85 189H81V186L79 185V184H77V182L76 183H74V184H66V183H68L67 181H66V183H64L65 181H63L64 179H65V177H64V175H63V177H64V179L61 181V179H62V176H61V178L60 179H58L56 176H48L49 178H48V180L46 179H44V180H42V178L41 179H39V184H40V186L38 187V190H37V184L36 183H34V185H35V187H36V190L33 188V185H32V187H31V185H30V177H32L31 175L32 174H34L33 173V170H32V168H31V165H33V164H30V162H31V160L33 159V160H35L33 157L31 158V160L30 161H26L27 159V154H26V156H24L23 157V159L25 158L26 160H25V162H21L23 159H22V153L23 152H27V150L26 151H24L23 150V152L22 153H20V162L21 163H19V166H18V168H15V169H12L11 170V167H9V169H10V171L6 174H3L2 172H1V170H3L7 165H9L8 163H11L12 161H13V158H15L16 159V157H18V156H15V154H14V148L15 149H17V145L19 144V145H21L22 146V144H26V143H24V142H26V141H28L29 142V140H27V138H25L24 136L22 137V136H19V135H21V134H19L18 135V133H13V134H11ZM27 133V132H26ZM26 133H25V135H26ZM37 133V132H36ZM44 133V132H43ZM66 133H69V135H71V133L72 132H66ZM65 133V134H66ZM85 133V132H84ZM173 133V132H172ZM32 134V133H31ZM73 134V133H72ZM171 134V133H170ZM174 134V133H173ZM28 135H29V133H28ZM27 135V136H28ZM33 135H34V133H33ZM32 135V136H33ZM45 135V134H44ZM107 135V134H106ZM175 135V134H174ZM41 135L39 134V136H38V138L37 139H39V137H40ZM170 136V135H169ZM42 137V136H41ZM49 138H50V136H49ZM80 138V137H79ZM85 138V137H84ZM176 138V137H175ZM29 139V138H28ZM30 139H31V137H30ZM41 139V138H40ZM74 139V138H73ZM81 139H83V138H81ZM168 139V138H167ZM32 140V139H31ZM30 140V141H31ZM76 140V139H75ZM74 140V141H75ZM77 140H78V138H77ZM76 140V141H77ZM35 141V140H34ZM79 141V140H78ZM37 142V141H36ZM69 142V141H68ZM29 143H31V142H29ZM38 143H39V141H38ZM71 143V142H70ZM66 144V143H65ZM78 144H80V142L78 143ZM137 144V143H136ZM141 144V143H140ZM16 145V146H15ZM18 145V146H19ZM29 145V144H28ZM27 145V146H28ZM35 145V144H34ZM40 145V144H39ZM54 145V144H53ZM60 145H62V144H60ZM75 145H77L76 143H75ZM92 145V144H91ZM91 145H90V147H91ZM94 145V144H93ZM111 145V144H110ZM115 145V144H114ZM20 146V147H21ZM25 146V145H24ZM31 146V145H30ZM29 146V147H30ZM33 146V145H32ZM38 145H37V143H36V146L35 147H37ZM119 146V145H118ZM26 147V146H25ZM28 147V148H29ZM76 147V146H75ZM89 147V148H90ZM94 147H96V146H94ZM120 147V146H119ZM118 147V148H119ZM27 148V147H26ZM25 148V149H26ZM31 148V147H30ZM85 148V147H84ZM88 148V147H87ZM117 148V147H116ZM163 148V147H162ZM34 150H35V148H33ZM32 148L31 149H29V150H33ZM40 149V147L38 148V150ZM67 149V148H66ZM86 149V148H85ZM14 150V151H13ZM89 150V149H88ZM98 150V149H97ZM125 150V149H124ZM164 150V149H163ZM162 150V151H163ZM169 150V149H168ZM49 151H51V150H49ZM84 149H79V148H74L73 147V145H72V149H70V147H69V149H68V151L64 154V159L66 160L65 162H66V164H65V166L67 165V164H71L70 162L71 161H73V162H75V161H77V163H78V161L80 160H82L81 161V163L83 162V160L85 161V157H84ZM29 152V151H28ZM27 152V153H28ZM63 152V151H62ZM100 152V151H99ZM119 152H121L120 150H119ZM198 152V151H197ZM19 152H17V154H18ZM32 153V151L31 152H29L28 153V155L31 157V155H33V154H35L34 153V151H33V153ZM124 153V152H123ZM128 153V152H127ZM127 153H125V154H127ZM51 154H52V152H51ZM59 154V153H58ZM62 154V153H61ZM98 154V153H97ZM159 154V153H158ZM196 154V153H195ZM24 155V154H23ZM60 155V154H59ZM92 155V154H91ZM120 155H121V153H118L116 156L117 157H119V159L120 158H122V157H120ZM129 155V154H128ZM160 155V154H159ZM40 156V155H39ZM48 156V155H47ZM58 155H56L55 157L56 158H53L55 161H56V159H60V158H58L57 157ZM86 156V155H85ZM88 156V155H87ZM95 156H96V154H95ZM94 156V157H95ZM115 156V155H114ZM122 156V155H121ZM130 156V155H129ZM35 157V156H34ZM40 157H42V156H40ZM54 157V156H53ZM63 156H61V158H62ZM89 157H91L90 155H89ZM97 157V156H96ZM98 157H99V155H98ZM106 157V156H105ZM124 157V156H123ZM150 157V156H149ZM148 157V158H149ZM153 157V156H152ZM160 157H162V156H160ZM160 157H159V159H157L158 157L156 156L155 158L156 159H152L153 161L150 163V165L152 164L153 166L154 165H156L158 162H159V160H160ZM198 157H199V155H198ZM43 158V157H42ZM41 158V159H42ZM200 158V157H199ZM37 159V158H36ZM38 159H40V158H38ZM40 159V161L42 162V163H46L45 162V160H44V162L42 161ZM50 159V158H49ZM52 159V158H51ZM47 160H48V158H47ZM53 160V161H54ZM62 159H60V161H61ZM70 162H69V161ZM134 160V159H133ZM136 160H137V158H136ZM147 160V159H146ZM150 160V159H149ZM199 160V159H198ZM197 160V161H198ZM39 161V162H40ZM52 161V160H51ZM69 163H68V162ZM119 161V160H118ZM162 161V160H161ZM34 162H38V161H34ZM40 162V164H42ZM59 162V161H58ZM73 162H72V165H73ZM98 162H99V160H98ZM98 162H97V165H98ZM103 162V161H102ZM129 162V161H128ZM134 162V161H133ZM163 162H165L164 161V159H163ZM172 162V161H171ZM194 162V161H193ZM53 163V162H52ZM95 163V162H94ZM100 163V162H99ZM134 163H136V162H134ZM134 163H133V165H134ZM148 163V162H147ZM198 163V162H197ZM201 163V162H200ZM200 163H198L197 164V167H195L196 168V170H198V169H200L199 167L201 166V164ZM44 164H42V165H44ZM55 164V163H54ZM76 164V163H75ZM85 164V163H84ZM103 164V163H102ZM106 164V163H105ZM108 164H109V162H108ZM120 164V163H119ZM127 164H129L130 165V162L129 163H127ZM149 164V163H148ZM159 164V163H158ZM162 164H164V163H162ZM196 164V163H195ZM195 164H193L192 166H195ZM35 166L37 165L38 167H39V165L38 164H34ZM33 165V166H34ZM80 165V164H79ZM83 165V164H82ZM92 165V164H91ZM96 165V166H97ZM100 165V164H99ZM132 165V164H131ZM137 165H138V163H137ZM174 165V164H173ZM36 166V167H37ZM50 166V165H49ZM101 166V165H100ZM107 166V165H106ZM149 166V165H148ZM152 166V167H153ZM8 167V166H7ZM57 167V166H56ZM67 167V166H66ZM65 167V168H66ZM73 167V166H72ZM83 167H85V165H83ZM93 167V166H92ZM110 167V166H109ZM151 167V168H152ZM155 167H157V166H155ZM13 168V167H12ZM35 168V167H34ZM42 168H45L44 166H42ZM42 168H41V166H40V169L42 170ZM47 168V167H46ZM52 168H53V166H52ZM60 168V167H59ZM61 168H63V165H62V167ZM90 168V167H89ZM111 168V167H110ZM115 168V167H114ZM113 168V169H114ZM136 168V167H135ZM149 168V167H148ZM151 168H149V169H151ZM163 168V167H162ZM170 168V167H169ZM198 168V169H197ZM8 169V170H9ZM66 169H68V168H66ZM69 169H71V168H69ZM74 169V168H73ZM92 169V168H91ZM90 169V170H91ZM109 169V168H108ZM138 169H139V167H138ZM159 169H160V167H159ZM166 169H167V167H166ZM166 169H162L164 172L166 171ZM194 169V168H193ZM5 170V169H4ZM44 170V169H43ZM47 171H48V168L46 169ZM46 170L44 171V173L46 172ZM51 170V169H50ZM56 170V169H55ZM60 170V169H59ZM65 169L63 168V172H65L64 171ZM72 170V169H71ZM112 170V171H111ZM140 170H141V168H140ZM139 170V171H140ZM195 170V171H196ZM36 171V170H35ZM54 170H52V172H53ZM57 171V170H56ZM61 171H62V169H61ZM68 171V170H67ZM66 171V172H67ZM92 171V170H91ZM138 171V172H139ZM160 171V170H159ZM168 171V170H167ZM246 171H248L247 173H245L244 174V176L242 177V179L244 180V183L246 182V181H248V182H251V183H255L256 181H257V179L255 178L256 177V175H258V173H257V171L252 167V166H249L248 168H247V170ZM43 172V171H42ZM42 172H40V174L42 173ZM52 172H51V175H53L52 174ZM59 172V171H58ZM65 172V173H66ZM68 172H71V171H68ZM68 172L66 173V174H68ZM86 172V171H85ZM197 172V171H196ZM37 173H39V172H37ZM55 173V172H54ZM61 173V172H60ZM60 173H56V174H60ZM74 173V172H73ZM142 173V172H141ZM140 173V174H141ZM159 173V172H158ZM158 173H157V175H158ZM166 173V172H165ZM168 173V172H167ZM36 174V173H35ZM62 174V173H61ZM60 174V175H61ZM82 174H83V172H82ZM83 174V175H84ZM102 174H104V175H102ZM160 174V173H159ZM39 174H37V175H35V177L37 178V176H38ZM77 175L79 176V174L77 173ZM151 175V174H150ZM155 175V174H154ZM153 175V177H155ZM164 175V174H163ZM169 175V174H168ZM43 176V175H42ZM76 176V175H75ZM103 176H105L106 178H102ZM152 176V175H151ZM60 177V176H59ZM68 177V176H67ZM74 177V176H73ZM152 177V178H153ZM159 177H160V175H159ZM161 177H162V175H161ZM33 178V177H32ZM71 178H72V175H71ZM77 178V177H76ZM138 178V177H137ZM158 177H156V179H157ZM33 179H35V178H33ZM32 179V180H33ZM151 179V178H150ZM162 179V178H161ZM1 180V179H0ZM37 180V179H36ZM78 180V179H77ZM137 180H139V179H137ZM159 180V179H158ZM10 182L9 184L8 183H5V182ZM30 181V182H29ZM38 181V180H37ZM132 181V182H131ZM146 181H147V178H146ZM145 181V182H146ZM153 181V180H152ZM154 181H155V179H154ZM162 182L163 183V181L162 180H159V182ZM1 182V181H0ZM84 182V181H83ZM136 182V181H135ZM157 181H155V183H156ZM19 183V184H18ZM33 183V182H32ZM31 183V184H32ZM139 183H141V182H139ZM151 182H149V184H150ZM136 184V183H135ZM134 184V185H135ZM157 184V183H156ZM155 184V185H156ZM160 184V183H159ZM158 184V185H159ZM82 185V184H81ZM139 185V184H138ZM154 185V186H155ZM83 186V185H82ZM150 186V185H149ZM157 186V185H156ZM159 186H161V185H159ZM11 187V188H10ZM43 187H45L44 189H43ZM84 187V188H85ZM150 187H152V186H150ZM83 188V187H82ZM132 189V188H135V187H129V189ZM149 188V187H148ZM1 189H2V187H1ZM3 189V190H4ZM109 189V188H108ZM107 189V190H108ZM130 189V190H131ZM136 189V188H135ZM2 190V191H3ZM138 190V189H137ZM156 190H158V189H155V191ZM160 190H162V188L160 189ZM160 190H159V192H160ZM1 191V190H0ZM132 191V190H131ZM136 191V190H135ZM135 191H132L133 193L135 192ZM145 191V190H144ZM5 192V191H4ZM11 193H13V190L12 191H10ZM90 192V193H89ZM127 192L129 193L128 195H130L131 197H129V196H127ZM137 192V191H136ZM153 192V191H152ZM105 193H109V192H105ZM143 193V192H142ZM151 193V192H150ZM4 194V193H3ZM112 194H110V195H112ZM136 194V193H135ZM104 195V196H103ZM109 195V194H108ZM118 195H119V197H118ZM143 195V194H142ZM142 195L140 196V197H142ZM155 195V194H154ZM3 196V195H2ZM81 196V197H80ZM136 196H137V194H136ZM138 196H139V193H138ZM7 197V196H6ZM18 197V198H17ZM110 197H112V196H110ZM133 197V198H132ZM139 197V198H140ZM0 199H1V197H0ZM4 199V198H3ZM14 199V200H13ZM113 199V198H112ZM111 199V200H112ZM34 200V199H33ZM36 200H38V199H36ZM35 200V201H36ZM64 200L62 201V202H64ZM108 200V199H107ZM41 201V200H40ZM41 201V202H42ZM109 201H110V198H109ZM115 201V200H114ZM114 201H112V202H114ZM141 201H143V199L141 198ZM34 202V201H33ZM32 202V203H33ZM61 202V201H60ZM62 202H61V204H62ZM30 203V202H29ZM109 203V202H108ZM108 203H107V205H108ZM110 203H111V201H110ZM121 203H123V204H121ZM38 204V203H37ZM60 204V205H61ZM112 204H114V203H112ZM149 204V203H148ZM141 205V204H140ZM1 206V205H0ZM44 206V207H45ZM58 206V205H57ZM62 206V205H61ZM117 206V205H116ZM2 207V206H1ZM5 207V206H4ZM5 207V208H6ZM36 207V206H35ZM37 207H40V203H39V205L37 206ZM49 207V208H48ZM56 207V206H55ZM66 207V206H65ZM107 207V206H106ZM113 207V206H112ZM117 207H119V206H117ZM6 208V209H7ZM48 208V209H47ZM114 208V207H113ZM131 208H130V213H131ZM148 208H149V210H150V206L148 205ZM36 209V208H35ZM39 209V208H38ZM41 209V208H40ZM39 209V210H40ZM59 209V208H58ZM66 209H67V207H66ZM68 209V210H69ZM120 209V210H121ZM129 209V208H128ZM127 209V210H128ZM5 210V209H4ZM9 210V209H8ZM38 210V211H39ZM43 210V209H42ZM51 210H52V208H51ZM57 210V209H56ZM62 210H63V207H62ZM99 210H101L99 213H97L96 215H94L95 214V211H99ZM112 210V211H111ZM126 210V209H125ZM127 210H126V212H127ZM255 210V209H254ZM15 211V210H14ZM38 211H36L37 213H38ZM60 211V210H59ZM122 211H124V209L123 210H121V212ZM11 212V211H10ZM9 212V213H10ZM49 212H50V210H49ZM56 212H58V210L56 211ZM55 212V213H56ZM65 212V211H64ZM1 213H2V210H1ZM50 213H54V212H50ZM258 212H256V215L258 216V215H264V212H259L258 214H257ZM39 214H42V215H40L41 217V219H46L47 217L50 219L51 217V214H49V213H46L45 215H44V213H41V211L39 212ZM57 214V213H56ZM55 214V215H56ZM131 214H133V213H131ZM38 215V214H37ZM54 215V214H53ZM52 215V216H53ZM6 216V215H5ZM59 216V215H58ZM95 216H97L96 218H95ZM133 216H134V214H133ZM139 216V215H138ZM1 217V216H0ZM15 216H13L12 218H14ZM25 217V216H24ZM24 217H22L19 221H18V223H21V224H23L24 222H25V220L26 219H24ZM124 217V218H123ZM10 218V217H9ZM29 218V217H28ZM38 218V217H37ZM135 218V217H134ZM137 218H139V217H137ZM16 219V218H15ZM15 219H12V222H11V220H9L11 223H8L9 225L8 226H16L15 225ZM49 219H47V220H49ZM136 219V218H135ZM139 219H141V218H139ZM0 220H1V218H0ZM5 220V219H4ZM18 220V219H17ZM16 220V221H17ZM39 220V219H38ZM53 220L51 221V222H53ZM5 221H7V220H5ZM8 221V222H9ZM27 221V220H26ZM40 221V220H39ZM54 221V222H55ZM62 221V220H61ZM128 221V222H127ZM50 222V221H49ZM48 222V223H49ZM53 222V223H54ZM126 222L128 223L127 225H126ZM47 223V224H48ZM42 224V223H41ZM45 224V223H44ZM135 224V225H134ZM194 224H195V222H194ZM197 224V223H196ZM200 224V223H199ZM51 225V224H50ZM19 226H20V224H19ZM22 226V225H21ZM20 226V227H21ZM61 226V227H62ZM90 226V227H89ZM199 226H201V224L199 225ZM199 226L197 225V226H195L194 225V227H197L198 229H199ZM23 227V226H22ZM40 227V226H39ZM139 227H140V225H139ZM143 227V226H142ZM192 226H190V225H188V227L186 228V229H184L183 231H182V233H184V235L187 233H189L192 229H194V230H196L194 227L193 228H191ZM238 227V226H237ZM8 227H6V229H7ZM12 229H13V227H11ZM46 228V227H45ZM51 228H53V227H51ZM201 228V227H200ZM16 229H18V228H16ZM21 229H23V228H21ZM34 229V228H33ZM162 229V228H161ZM197 229V230H198ZM226 229V228H225ZM236 229V228H235ZM234 229V230H235ZM20 230V229H19ZM30 230V229H29ZM38 230V229H37ZM36 230V231H37ZM40 230V229H39ZM89 230H91V229H89ZM124 230V231H123ZM227 230V229H226ZM231 230H232V228H231ZM15 231V230H14ZM44 231V230H43ZM46 231V230H45ZM156 231V230H155ZM229 231V230H228ZM16 232H17V230H16ZM35 232V231H34ZM61 232V231H60ZM157 233H158V231H156ZM155 232V233H156ZM161 232H164V231H161ZM234 232V231H233ZM14 233V232H13ZM18 233V232H17ZM78 233V232H77ZM137 233V232H136ZM135 233V234H136ZM140 233V232H139ZM138 233V234H139ZM202 233V232H201ZM231 233H232V231H231ZM14 234H16V233H14ZM40 234V233H39ZM61 234V233H60ZM152 234H154V231H153V233ZM164 234L165 233H158L157 234V238L159 239V241L157 242V243H159L158 245H156V246H158V248H156V249H154V250H156V258H157V261H159V264H162V262L165 260V258H164V256L163 255H161L160 253L165 249H173V251L174 250H176L175 249V247L174 248H172V246H173V244H171L174 240H175V234L173 235V237H170V238H164ZM193 232L190 234V238H191V240L189 241V242H191V243H195L194 244V246L196 245V247H197V245H199V244H203V238H202V235L201 234H196V233H194L193 235ZM203 234V233H202ZM227 234V232H225V230H223V233H222V235H226ZM81 235V234H80ZM80 235L78 236V237H80ZM156 235V234H155ZM192 235V236H191ZM12 236V235H11ZM15 236V235H14ZM13 236V237H14ZM82 237H83V234L81 235ZM123 236V237H124ZM10 237V236H9ZM8 237V238H9ZM82 237H80V238H82ZM85 238V237H84ZM156 238V239H157ZM14 239V238H13ZM13 239H11V240H13ZM153 239V238H152ZM157 239V240H158ZM78 240V239H77ZM86 240V239H85ZM85 240H84V242H85ZM4 241V242H3ZM203 241V242H202ZM11 242V241H10ZM14 242V241H13ZM188 242V241H187ZM197 242V243H196ZM79 243V242H78ZM156 243V241H155V244H157ZM226 243H227V246H229L230 245V247L231 248H229V249H232V251H234L233 253H227L226 254V256L224 257V258H222V260L221 259H219L218 261H217V258H216V263H215V258L214 257H212V259L214 258V264H248V263H252V264H264V238L263 239H261V238H259V237H250V238H248L246 241H242V240H234V241H232V242H229V241H226ZM225 242H223V244H224V247L226 248V246H225V244H226ZM229 243H232V245L231 244H229ZM75 244H76V242H75ZM229 244V245H228ZM8 245V244H7ZM77 245V244H76ZM80 245V244H79ZM200 245V246H201ZM49 246V245H48ZM218 247L220 246V245H217ZM216 246V247H217ZM223 246V245H222ZM6 247V246H5ZM56 247H55V249H56ZM124 247V246H123ZM122 247V248H123ZM189 247V244H188V246H187V248ZM223 247V248H224ZM127 248V247H126ZM212 248V247H211ZM221 248V247H220ZM219 248V249H220ZM223 248H221L220 250H222ZM72 251H71V250ZM132 249V248H131ZM197 249H199V247H197ZM219 249H216V250H219ZM229 249H227V251H229ZM60 250L62 251H67V253H65L64 252V254L62 253L61 254V252H60ZM77 250V249H76ZM113 250V251H114ZM153 250V249H152ZM164 250V251H165ZM214 250V249H213ZM212 250V251H213ZM55 251H53V252H55ZM163 251V252H164ZM211 251V252H212ZM223 251V250H222ZM221 251V252H222ZM226 250H225V253L227 252ZM112 252V251H111ZM210 252V251H209ZM48 253V252H47ZM46 253V254H47ZM87 253V252H86ZM88 253V254H89ZM132 253V252H131ZM139 253V252H138ZM154 253V252H153ZM114 254H116L115 253V251H114ZM120 254V253H119ZM155 254V253H154ZM208 254V253H207ZM61 256V257H58L57 258V256ZM72 255V257H70ZM110 256H112V255H110ZM110 256H108V257H110ZM116 255H114L113 257H110V258H112V261H113V258L115 257ZM152 256V255H151ZM222 256V255H221ZM220 256V257H221ZM45 257V256H44ZM77 257V256H76ZM75 257V258H76ZM81 257V256H80ZM90 258V257H89ZM119 258V257H118ZM208 258H211V256H208ZM92 259H93V257H92ZM91 259V260H92ZM95 259V258H94ZM99 259V258H98ZM98 259H96L97 261H98ZM205 259V258H204ZM207 259V258H206ZM87 260V259H86ZM103 260V259H102ZM211 260V259H210ZM210 260H209V262H210ZM141 261V260H140ZM166 261V260H165ZM171 263L173 262V261H171V260H169ZM183 261V263H184V260H182ZM90 262V261H89ZM147 262V261H146ZM167 262V261H166ZM186 262V261H185ZM198 262V261H197ZM208 262V261H207ZM207 263V264H213L212 263V261H211V263ZM41 263V262H40ZM148 263V262H147ZM170 263V264H171ZM194 263H195V261H194ZM81 264H83V263H81ZM87 264H89L88 262H87ZM93 264V263H92ZM150 264V263H149ZM168 264H169V262H168ZM173 264V263H172ZM202 264V263H201ZM203 264H205V263H203Z\"/></svg>","mask_w":264,"mask_h":264}]
</instances>
